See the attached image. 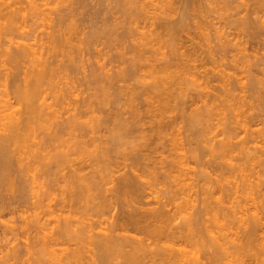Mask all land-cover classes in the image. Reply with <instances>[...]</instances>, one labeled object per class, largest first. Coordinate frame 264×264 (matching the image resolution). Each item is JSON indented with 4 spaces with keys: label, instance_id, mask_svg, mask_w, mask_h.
Instances as JSON below:
<instances>
[{
    "label": "rangeland",
    "instance_id": "1",
    "mask_svg": "<svg viewBox=\"0 0 264 264\" xmlns=\"http://www.w3.org/2000/svg\"><path fill=\"white\" fill-rule=\"evenodd\" d=\"M5 1V0H4ZM8 1V0H7ZM45 1V4L46 2L48 4V6H46L45 4H41V3H44ZM73 1V2H72ZM77 1V2H76ZM234 1V2H233ZM240 1V2H239ZM243 1V0H242ZM241 0H172L173 2V10H169L168 12H166L167 14L165 16H167V18H165L164 15H162L161 11H164L163 9L160 11L161 8H158L157 9V12L156 13V18L157 20H154L156 21L155 25L157 26V24L160 22V23H163L165 22L167 19V24L168 25V28L170 26V28H172L173 30L167 29V27H165L166 29H162L164 27V24H163V27H159V25L156 27H152V26H149V27H146L144 28L142 25L141 28H144L145 31L149 30V33L150 32H153L152 30L155 29H158L157 32L155 33L154 32V35L155 36H161L160 39H163L162 42H164L165 40V44L164 43H160L157 46L158 48V51L156 52L155 56L158 55V57L153 58V63L156 64L154 66H150L152 68H149V66H145L147 64H145V62H143L144 66L142 65V63L140 65H142L143 67L140 68L139 65H136L134 67H136V70L135 68H133L136 72H134V75H135V78H134V75L133 76H129V77H126V79L122 78V80H119V79H114L112 81L109 80L110 76L109 75H115V73H117V71H121L122 68H124L123 65H125V68L128 69V70H125L126 72L128 71H131L132 69V61H130L132 59V52L130 50H132V46L134 45L133 43L135 42V37H138L140 35V33L138 34V30L136 28V24H135V19H132L134 21V23L132 24L131 23V18L132 17L129 13H125L126 11H123V7L125 5L123 0H36V2H40L39 4H41L40 6L41 7H45V13L44 14H41V16L38 18V17H32L31 15L28 14L27 17V21L24 19H22V21L24 23L21 22V20L18 22L19 25H16V27L20 26L19 27V31H18V28L16 30H14L15 32H11L9 31L8 29V33H5L6 30L3 29V25L8 27L7 25H5V20L4 19H0V27H1V31H2V34L0 33V89L3 90L1 91L0 90V94L3 95L4 92L7 91L8 94L4 93L5 97L6 96H9L8 98H10L9 100H12L13 103L12 104H15L17 106H19V108H17V106L14 105V107H16L15 109H17L18 111V116H21L23 113L24 115H27L28 113H25V108L27 110V104L28 102L26 101V99L24 100V98L21 100H18V98L21 96L18 95H15V92L16 91V88L14 87L18 82L17 80L20 81V83H18L16 86L20 88H22L21 86L24 84V80H26V78L21 81L24 77L26 71L24 70H29L30 68H33L32 66H29V65H34L32 64L31 62H29L28 60L29 59H24V61L22 62L23 58H26L25 57H20V58H16V60H20V62H17L16 63V60L13 61V58L11 57H14V56H11L13 53H15L18 48H15V47H18L19 44H25L26 43H31L30 45L34 46L35 49L32 50L33 51H40V53L42 52V50L46 51V52H43L44 53V57L47 58L48 57V61H52L54 62V65H58L57 67L59 68L60 71H58L54 77H52L51 79H55L57 76V80L55 79V81H51V87H48L50 85H46L45 83L46 82H43L42 84H45V87L47 86V89L44 93V89H41L40 87L38 89H35L36 93L38 94L39 93V96L40 97H44V100L42 101H45L47 103V106L50 108H52L51 110L54 111L53 113L57 112L56 115L57 117H54L52 113H49L47 112L50 117L52 116V118L49 119V116H48V120H45L44 119V122H42V120H40L39 122H36V120L34 119V123L36 124H32V122L28 123L29 124H32V127L33 125H35V127L32 128V130H34V133L30 134V136H34V139L33 138H30L28 141H30L31 145L29 142H27V139H23L25 140L24 142H21L22 144L24 143V145H28L29 147H33V149L29 148L28 153L26 154V152H24V157L22 159V157L20 156V154H22L23 150H22V146L20 147H16V144L14 145L15 147V150L13 148V146H11V143H10V148L11 150L9 151L10 154H9V157H11L10 155L12 154L14 158V156L16 157L13 161L15 162H12V159H11V162L8 163L10 165L9 168L13 169L10 171V173H6V171L8 170H2L0 172H2L1 174L4 175L1 176L3 179L6 178L7 176V179H5L7 182H9L11 180V186L7 187L8 185H10L9 183H6L5 180H1V185L0 189V264H6L7 262L6 259L8 260V263L10 264V262H12V260L14 261V263L12 262V264H32L34 262V264H39L37 261V257L36 255L38 253H36L35 255V252L36 250H34V248L36 249L37 247H33L35 246V243L34 242H37V237H38V234L39 233H42L43 231L44 232H48L49 234L53 235L55 234V237L57 238V243L59 241V243L56 245L57 247H53L54 250L57 251V253L59 252L58 251V248L60 250V255L62 254L64 260H62V263L63 264H76L74 262V260L70 259L71 261L68 263L67 259L69 260V252L72 253V251L74 252V250H78V246L80 244H82L81 242L78 244V240H76L74 237L77 236V235H72L73 233H71L70 235L68 234H65L63 235L61 232V229H60V225L62 226V224L64 225V222H65V218L64 217H67L66 215H69L68 218H70V216H72V218H70L71 220L73 219L74 220V224H71V221L69 219V223L70 225H74L73 226V231H76L77 229L79 230L80 228H83V225H84V221H88V222H92L91 224H94L93 226L96 227V229L94 230V232H98V234L101 232V234L103 235V233L107 232H111L113 233V228L116 227L114 225L117 224L118 227H116L115 229L117 230H114V231H117L118 234L117 236L120 235V237L122 238H125L127 236H129V241L130 239H132V237H134V239L132 240H138L141 239V242L143 244L144 242V246H146V251L145 253L144 252H140L139 254L136 255V258L131 259L129 255V251H127L126 254L128 257H126V255L124 254V256H122V254H115L117 255V257L115 255H113L112 258L111 257V261L113 259V264H177L178 262H175L177 260H175L173 263L172 260L176 259V257L173 258L172 260H170V258L168 260H166L165 255H162V254H158L157 253L160 251H156L158 250L159 248L162 249L161 246L163 245H173L174 246H179V250L182 251V247H184V249L186 248L187 251H191L189 253H193V255L196 257V259L194 258V256H192L193 258L191 259V255L190 256V259L192 260V263L191 261L188 263V264H263L264 263V249L263 251L260 249L261 247H259L258 245L255 246L256 244V241H258V238L263 241L264 239V206H262V203L264 205V195H262L264 192V151H262L261 149H264V73L262 72L261 68L259 67H262L263 66V63H264V23H263V19H264V9L263 10H259V12H257L255 15L256 17V22H255V27L253 28V31L252 33H250V30L247 31V26L244 27V23H243V18L246 16V10H247V5L246 3L247 2H251V1H245L242 2ZM1 2V0H0ZM3 2V0H2ZM1 2V3H2ZM27 2V3H26ZM60 2V3H59ZM63 2V3H62ZM72 2V3H71ZM118 2V3H117ZM124 5H123V3ZM183 2V3H182ZM185 2V3H184ZM187 2V3H186ZM194 2V3H193ZM228 2V3H227ZM230 2V3H229ZM242 2V3H241ZM246 2V3H245ZM26 4V5H22V4ZM175 3V4H174ZM180 3V4H179ZM190 3V4H189ZM200 3V5H199ZM202 3V4H201ZM236 3V4H235ZM245 3V4H243ZM22 4H18L17 6H23L24 10H26V13L29 11H27V9H30V5H29V2L27 0H23V3ZM78 4V5H77ZM82 4V5H81ZM102 6H100V5ZM122 4L123 6L120 7ZM213 4V5H212ZM227 4V5H226ZM235 4V5H234ZM242 6H241V5ZM1 5V4H0ZM118 5V6H117ZM175 5V6H174ZM177 5V6H176ZM190 8H188L187 7ZM238 5V6H237ZM16 6V5H15ZM28 6V7H27ZM76 6V7H75ZM161 6V5H160ZM172 6H171V9H172ZM180 6V7H179ZM183 6V8H182ZM185 6V7H184ZM225 6V8H224ZM234 6V8H233ZM237 6V7H235ZM241 6V7H240ZM43 7V8H44ZM73 7V8H72ZM113 7V8H112ZM117 7V8H116ZM177 7V8H176ZM194 7V8H193ZM203 7V8H202ZM246 9H245V8ZM42 8V10H43ZM65 8V9H64ZM154 8V7H152ZM182 8V10H181ZM187 8V9H186ZM232 8V10L230 9ZM238 8V9H236ZM241 8V9H240ZM244 8V9H243ZM49 9V10H48ZM64 9V10H63ZM150 9H151V6H150ZM170 9V8H169ZM177 9H178V12H177ZM186 9V10H185ZM202 9V10H201ZM228 9V10H227ZM41 12H44L42 11ZM51 10V11H50ZM97 10V11H96ZM103 10V11H102ZM122 10V11H121ZM153 10V9H151ZM156 10V9H155ZM186 11V12H183V11ZM197 10V11H195ZM238 10V11H237ZM69 11V12H68ZM171 11V12H170ZM182 11L184 15H181ZM233 11V12H232ZM68 12V13H67ZM125 13V14H122V13ZM154 12V11H153ZM180 12V13H179ZM193 12V13H192ZM200 12V13H199ZM231 12V13H230ZM239 12V13H238ZM243 12V13H242ZM62 13V14H60ZM66 13V14H65ZM75 13V14H74ZM114 13V14H113ZM165 13V12H164ZM173 16V18L171 17V15ZM174 15H173V14ZM262 13V14H261ZM46 14V16H45ZM74 14V15H72ZM93 14V15H92ZM158 14H159V18L158 17ZM194 14V15H193ZM243 14V15H241ZM247 14H248V11H247ZM258 14V16H257ZM42 15H44L45 17H43ZM50 17H48V16ZM52 15V16H51ZM58 15V16H57ZM62 15H63V19L62 18ZM104 15V16H103ZM128 15L130 17H128ZM160 15H161V19H160ZM181 15V18L180 16ZM200 15V16H199ZM234 15V16H233ZM72 16V17H71ZM126 16V17H125ZM164 16V18H163ZM179 16V17H178ZM260 16L262 18H260ZM42 17V18H41ZM60 17V18H59ZM68 17V18H67ZM116 17V18H115ZM168 17H171L168 19ZM183 17V19H182ZM234 17V18H233ZM236 17V19H235ZM241 17V18H239ZM259 17V18H258ZM30 18V19H29ZM33 18V19H32ZM51 18V19H49ZM57 18H59L57 20ZM73 18V19H72ZM129 19V21L127 19ZM132 18H135V17H132ZM177 18H178V21H181L182 24H180L178 21H177ZM180 18V20H179ZM45 19V20H44ZM50 21H49V20ZM74 20V21H71V20ZM95 19V20H94ZM102 19V20H101ZM163 19V20H162ZM4 20V22L2 21ZM44 20V21H42ZM62 20V21H61ZM64 20V21H63ZM67 20V21H66ZM70 20V21H69ZM174 21L176 20L177 23H179V26L176 25L175 23L171 22V21ZM186 20V21H184ZM237 20V22H236ZM57 21V22H56ZM99 21V22H98ZM108 21V22H107ZM123 21V22H122ZM124 21L126 23H124ZM132 21V22H133ZM175 21V22H176ZM184 21V22H183ZM198 21V22H197ZM4 24H3V23ZM56 22V24H55ZM64 22V23H63ZM72 24H71V23ZM75 22V23H74ZM142 22V21H141ZM171 22V23H170ZM3 25H2V24ZM21 23V24H20ZM51 25H50V24ZM69 23V24H68ZM129 23V24H128ZM144 24V21L142 22ZM173 23V24H172ZM239 23V25H238ZM27 24V25H26ZM34 24V25H33ZM58 26L55 27L54 26ZM75 27H74V25ZM125 24V25H124ZM174 24H175V29H174ZM185 24V25H184ZM191 24V25H190ZM237 24V25H236ZM242 24V25H241ZM69 25L71 27H69ZM138 25V23H137ZM184 25V26H183ZM188 25V26H187ZM54 26V27H53ZM68 26V27H67ZM98 26V27H97ZM109 26V27H108ZM132 26V27H131ZM166 26V25H165ZM172 26V27H171ZM244 28H243V27ZM259 26V27H258ZM15 27V26H14ZM15 27V28H16ZM34 27V28H33ZM50 27V28H48ZM120 27V28H119ZM135 27V28H134ZM179 27V28H178ZM192 27V28H191ZM61 28V29H60ZM74 28V30H73ZM106 28V29H105ZM131 28V29H130ZM134 28V29H133ZM140 28V29H141ZM161 28V29H160ZM185 28V29H184ZM188 28V29H187ZM241 28V29H240ZM263 28V29H262ZM48 29V31H47ZM59 31V32H56L55 30ZM68 29V30H66ZM79 29V30H78ZM147 29V30H146ZM199 29V30H198ZM204 31H203V30ZM240 29V30H239ZM258 29V30H257ZM11 30V29H10ZM29 30V31H28ZM33 30V31H32ZM54 30V31H53ZM128 30H130L128 32ZM133 30V31H132ZM151 30V31H150ZM166 30V32H165ZM188 30V31H186ZM219 30H220V33H219ZM231 30V31H230ZM233 30V31H232ZM243 30V31H242ZM263 30V32H262ZM0 31V32H1ZM27 31V33H26ZM47 31V32H46ZM68 31V32H67ZM71 31V32H70ZM74 31V32H73ZM115 31V32H114ZM120 31V32H118ZM126 31V32H125ZM142 31V29L140 30ZM174 31V32H173ZM183 31V32H182ZM207 31V32H206ZM230 31V32H229ZM30 32V33H29ZM52 34H50V33ZM54 32V33H53ZM61 32H62V35H61ZM115 35H113L114 33ZM125 32V33H124ZM181 32V33H180ZM205 32V33H203ZM218 32V34H217ZM229 32V34H228ZM234 35H232V33ZM259 32V33H258ZM23 33H26V34H23ZM29 33V34H28ZM74 33V34H72ZM94 33V34H93ZM125 35H123V34ZM127 33V34H126ZM135 33V34H134ZM148 33V31H147ZM159 33V34H158ZM166 33V34H165ZM241 33V34H240ZM48 34V35H46ZM55 34V35H54ZM57 34V36H56ZM69 34V35H68ZM132 37H131V35ZM173 34V35H172ZM181 34V35H180ZM225 34V36H224ZM5 35V36H4ZM32 35V36H30ZM37 35V37L39 38H36L35 36ZM50 35H54L56 36V39L58 40V46L57 48H60L62 49V51H58V53H53L50 52L48 53L50 50V48H46V46H49L47 45L50 41L48 40L50 37ZM87 35V36H86ZM99 35V36H98ZM111 35V36H110ZM167 35V36H166ZM224 36V37H221V36ZM242 35V36H241ZM2 36V37H1ZM32 39H30V37ZM43 36V38H42ZM61 36V38H59ZM68 36V37H67ZM77 36V37H76ZM80 36V37H79ZM93 36V37H92ZM120 36V37H119ZM169 36V37H168ZM172 36V37H171ZM175 36V37H174ZM206 36V37H205ZM237 36V37H236ZM248 36V37H247ZM67 37V38H66ZM80 39H79V38ZM101 37V38H99ZM116 37V38H115ZM170 41H169V39ZM174 37V38H173ZM189 37V38H188ZM227 37V38H226ZM229 37V38H228ZM28 38V40H27ZM36 38V40L34 41V39ZM48 38V39H47ZM208 38V39H207ZM227 40H226V39ZM38 39V41H37ZM43 39V40H42ZM46 39V40H45ZM84 39V40H83ZM113 39V40H112ZM123 39V41H122ZM126 39V40H125ZM172 39V40H171ZM229 39V40H228ZM231 39V40H230ZM246 39V40H245ZM6 40V42H5ZM31 40V41H30ZM70 40V41H69ZM80 40V41H79ZM125 40V41H124ZM128 40V41H127ZM221 40V41H220ZM225 40V41H224ZM236 40V41H235ZM240 40V41H239ZM37 41V42H36ZM46 41V43H45ZM83 41H86L83 43ZM90 41V42H89ZM105 41V42H104ZM127 41V43H126ZM134 41V42H133ZM172 41H174L172 43ZM227 41H230V42H227ZM233 41V42H232ZM20 42V43H19ZM74 42V43H73ZM80 42H82L80 44ZM116 42V43H115ZM119 42V43H118ZM130 42V43H129ZM161 42V40H160ZM222 42V43H221ZM224 42V43H223ZM246 42V43H245ZM40 43V44H39ZM60 43V44H59ZM65 43V44H64ZM67 43V44H66ZM73 43V44H72ZM107 43V44H106ZM115 43V45H114ZM125 43V44H123ZM229 43V44H228ZM233 45H232V44ZM237 43V44H236ZM18 44V45H17ZM38 44V45H37ZM43 44H44V47H43ZM75 44V45H74ZM89 44V45H88ZM165 46H164V45ZM168 44V45H167ZM176 44V45H175ZM242 44V45H241ZM245 44V45H244ZM17 45V46H16ZM46 45V46H45ZM79 45V47H78ZM114 45V46H113ZM123 45V46H122ZM125 45H126V48H125ZM128 45V46H127ZM170 45V46H169ZM226 45V47L224 46ZM232 45V46H230ZM238 45V46H236ZM240 45V48L242 46V48H244V51L242 50V52H240V50H236L238 49L237 47H239ZM21 45H19L20 47ZM37 46V48H36ZM73 46V47H72ZM78 48H76V47ZM105 46V47H104ZM155 46V47H156ZM161 46L160 50L162 51V47H163V51L161 52V54L159 53V47ZM173 46V47H172ZM177 47V50L176 52L175 51H172L174 50L173 48L174 47ZM211 46V47H210ZM219 46V47H218ZM224 46V47H223ZM234 46V47H233ZM235 46H236V49H235ZM244 46V47H243ZM51 47V46H49ZM62 47V48H61ZM71 47V49H70ZM172 47V48H171ZM228 47V48H227ZM230 47V48H229ZM233 47V49H232ZM45 48V49H43ZM64 48V49H63ZM75 48V49H74ZM80 48V50H79ZM105 48V49H104ZM117 48L119 50H117ZM122 50H121V49ZM126 50H124V49ZM179 48V49H178ZM220 48V49H219ZM221 48H225L227 51H225V49H221ZM9 49V50H7ZM71 50V51H68V50ZM212 49V50H211ZM38 50V51H37ZM59 50V49H57ZM56 50V51H57ZM79 50V51H78ZM101 50V51H100ZM194 50V51H193ZM233 50V51H232ZM9 51V52H7ZM12 51V52H11ZM64 51V52H63ZM74 51V52H73ZM81 51V52H80ZM83 51V52H82ZM106 51V52H105ZM119 51V52H118ZM123 53H122V52ZM172 51V52H171ZM183 51V52H182ZM196 51V52H195ZM217 51V52H216ZM222 51V52H220ZM224 51V53H223ZM235 51V52H234ZM70 54V55H68ZM71 52V53H70ZM73 52V54H72ZM76 52V53H75ZM77 52L78 53V56H77ZM188 54H187V53ZM191 52V53H189ZM226 52V53H225ZM31 52H29V55H30ZM39 53V54H40ZM49 55H47V54ZM75 53V54H74ZM81 53V54H80ZM83 53V54H82ZM109 53V54H108ZM121 55H120V54ZM125 53V54H124ZM209 53V54H208ZM236 53V54H234ZM244 53V54H243ZM52 54V56H51ZM62 54V55H61ZM67 54V55H66ZM79 54L81 55L80 58H79ZM119 54V56H118ZM153 54V55H154ZM160 54V55H159ZM165 54V55H164ZM179 54V55H178ZM181 54V55H180ZM193 54V56H192ZM221 54V55H220ZM8 55L10 57H8ZM46 55V56H45ZM56 55L58 56V58L56 57ZM60 55V56H59ZM64 55V56H63ZM74 55V56H73ZM83 55V56H82ZM98 55V56H97ZM103 55V56H102ZM112 55V56H111ZM130 55V56H129ZM174 55V56H173ZM187 55V57H186ZM190 55V56H189ZM210 55V56H209ZM236 55V56H235ZM242 55V56H241ZM254 57V60H253V57ZM256 55V56H255ZM51 56V57H50ZM67 56V58H66ZM109 56V57H108ZM115 56V57H114ZM123 56V58L121 57ZM128 56V57H127ZM161 56V57H160ZM163 56V57H162ZM172 56V57H171ZM184 56V57H183ZM195 56V57H194ZM225 56V57H224ZM70 57V58H68ZM72 57V58H71ZM90 57V59H88ZM111 57V58H110ZM120 59H119V58ZM125 57V58H124ZM165 57V58H164ZM194 57V58H193ZM221 57V58H220ZM234 57V58H233ZM237 57V59L235 58ZM29 58V57H27ZM31 58V56H30ZM53 58V59H52ZM56 58L58 60H56ZM63 58V59H62ZM65 58V59H64ZM100 58V59H99ZM104 58V59H103ZM106 58V59H105ZM128 58V59H127ZM164 58V59H163ZM181 60H179V59ZM188 58V59H187ZM191 58V59H190ZM224 58V59H223ZM256 58V59H255ZM258 58H261L258 59ZM7 61H6V60ZM15 59V58H14ZM22 59V60H21ZM81 59V60H80ZM104 61H102V60ZM112 59V60H111ZM115 59V61H113ZM119 61H118V60ZM122 59H123V63H120V61L122 62ZM125 59L126 60V63H125ZM130 59V60H129ZM157 59V60H156ZM172 59V60H171ZM187 59V60H186ZM194 59V60H193ZM245 59V60H244ZM247 59L250 61H247ZM31 60V59H30ZM71 60V61H70ZM92 60V61H91ZM97 60L99 62H97ZM111 60V61H109ZM168 60H171V61H168ZM178 60V61H177ZM232 60V61H231ZM236 60V61H235ZM244 60V61H243ZM259 60L260 62L262 61V66H259L258 64H261V63H258L256 66L254 64V61H257ZM12 61V62H11ZM28 61V62H27ZM82 61V62H81ZM86 61V62H85ZM109 61V62H108ZM117 61V62H116ZM128 61V62H127ZM175 61V62H174ZM185 61V62H184ZM14 62V63H13ZM57 62H59L58 64H56ZM75 62V63H74ZM104 62V63H103ZM114 62V63H113ZM158 62V63H157ZM166 62H171L170 64L174 66H172V70L171 67H170V64L167 63V65H169V67L166 65ZM178 62V63H176ZM180 62V63H179ZM189 62V63H188ZM247 62V63H246ZM253 62V63H252ZM8 63V64H7ZM20 63V64H19ZM31 63V64H29ZM68 63V64H67ZM103 64L102 66L100 64ZM106 63V64H105ZM113 63V65H112ZM118 65H117V64ZM120 63V64H119ZM148 63V62H147ZM163 63V65H162ZM239 63V64H238ZM252 63V65H251ZM28 64V65H27ZM110 64V65H109ZM122 64V65H121ZM128 64V65H127ZM149 64V63H148ZM180 64V65H179ZM26 65V66H25ZM91 65V66H90ZM152 65V64H150ZM165 65V66H164ZM178 65V66H177ZM184 65V66H183ZM187 65V66H186ZM190 65V68L189 69V66ZM249 65V66H248ZM55 66V67H56ZM107 66L106 68L109 69L107 70V72H105L104 70H106V68L104 69V67ZM115 66V67H114ZM121 66V68L119 67ZM140 68L141 70L139 71V69L137 68ZM160 66V67H159ZM162 66V67H161ZM168 68H167V67ZM245 66V67H243ZM247 66V67H246ZM26 67V68H25ZM61 67V68H60ZM102 70H99L100 68ZM117 67V68H116ZM119 67V69H118ZM146 67V68H145ZM154 67H158L160 69V71L157 72V70H155ZM164 67V69H163ZM187 67V68H186ZM264 67V66H263ZM57 68V70H58ZM130 68V69H129ZM154 70L159 74L161 73V75L164 77L166 76V78L168 79H162L161 75L159 74V78L158 77V74L156 72H151L149 73L150 71H154ZM20 70V71H17ZM56 69V68H55ZM67 69V70H66ZM112 69V71H111ZM121 69V70H120ZM132 69V70H133ZM144 71H143V70ZM147 69H149L148 71L149 72H145L147 71ZM163 69V70H162ZM224 70L221 71V70ZM260 69V70H259ZM116 70V71H115ZM166 71L168 73V75H170L174 80H170V76L168 77L167 74H163L164 72L162 71ZM170 70V72H169ZM30 71V70H29ZM143 71V75L141 74V72ZM188 71V72H187ZM190 71L196 73H192V76L191 74L189 75L188 73H190ZM214 71V72H212ZM219 71V72H217ZM226 71V72H225ZM8 75H7V73ZM18 74H17V73ZM64 72V73H63ZM110 72V73H108ZM113 72V73H111ZM115 72V73H114ZM140 72V73H139ZM172 72V73H171ZM209 72V73H208ZM223 72V73H222ZM93 73V74H92ZM99 73V74H98ZM102 73V74H100ZM146 73V75H145ZM157 74L154 75V74ZM236 76V77H239V79L243 82V84H241L240 80L238 81V79H236V77L234 78L233 80V75ZM236 73V74H235ZM259 73V74H258ZM19 74L21 75V79L19 77ZM59 74H62V76ZM150 74V75H149ZM213 74V76H212ZM219 76H218V75ZM221 74H225L224 77L221 76ZM228 74L232 75L231 77L229 76V79L227 78ZM258 74V76L256 75ZM14 75V76H13ZM94 75V76H93ZM97 75V77H96ZM100 75V76H99ZM139 75V76H137ZM144 75L147 77H144ZM148 75V76H147ZM153 75V76H151ZM196 75V76H195ZM238 75V76H237ZM15 76L17 77L18 76V79L14 80L15 79ZM56 76V77H55ZM99 76V77H98ZM109 76V77H107ZM141 76H142V79L141 80ZM157 78H156V77ZM186 76V77H185ZM188 76H191L188 77ZM210 76V77H209ZM221 76V77H220ZM262 78H261V77ZM3 77V78H2ZM61 77V79L59 78ZM137 77H140V80L139 78ZM219 77V78H218ZM254 77V78H253ZM95 78V79H94ZM129 78V79H128ZM177 78L179 79V81L177 80ZM184 78V79H183ZM193 78V79H192ZM199 79L196 80L195 79ZM218 78V79H217ZM226 78V79H225ZM232 78V79H231ZM258 78V79H257ZM6 79V80H5ZM63 79V80H62ZM98 79V80H97ZM102 79V80H101ZM108 79V80H107ZM138 79V81H137ZM145 79V81H144ZM159 79V82L157 81ZM211 79V80H210ZM61 80V81H60ZM97 80V81H96ZM106 80V81H105ZM119 80V81H118ZM129 80V81H128ZM150 82H148V81ZM167 80V81H166ZM186 80V81H185ZM236 80H237V83H236ZM246 84H244L245 82ZM7 81V82H6ZM60 82L59 84L57 82ZM116 81V82H115ZM141 81V82H140ZM165 81L167 83H165ZM170 83H169V82ZM172 81V82H171ZM174 81V82H173ZM178 83H176V82ZM184 83L182 84L181 83ZM199 81V83H198ZM204 81V82H203ZM227 81V82H226ZM250 81V82H249ZM260 81H261V84H260ZM16 82V83H15ZM48 79H47V83H48ZM55 82V84H54ZM114 82V84H113ZM121 82V83H120ZM126 82V84H125ZM127 82H129L127 84ZM131 82V83H130ZM144 82V83H143ZM154 84H153V83ZM165 84H164V83ZM195 82V83H194ZM201 82V83H200ZM207 82V83H206ZM226 82V86L224 83ZM249 82V83H248ZM14 83V84H13ZM67 83V84H66ZM123 83V84H122ZM148 83H151V84H148ZM160 83V86L159 84ZM162 83V85H161ZM174 85H173V84ZM176 83V84H175ZM205 83V84H203ZM236 83V85H234ZM254 83V84H253ZM5 84V85H4ZM32 85L31 83H25V85ZM50 84V83H49ZM106 84V85H105ZM158 84V85H156ZM167 84V85H166ZM199 84V85H198ZM204 87H203V85ZM208 84V85H207ZM232 86H231V85ZM247 84H248V87H247ZM98 85V86H97ZM101 85V86H100ZM103 85V86H102ZM110 85V86H109ZM119 85V87H118ZM124 85V87L122 86ZM133 85V86H132ZM144 85V86H142ZM147 85V86H146ZM151 87H150V86ZM165 85V87L163 86ZM200 85H202L200 87ZM205 85H206V88H205ZM228 85H230L228 87ZM242 85V86H241ZM253 85V86H252ZM256 85V87L254 86ZM259 85V86H258ZM261 85V86H260ZM42 86V85H41ZM100 86V87H99ZM104 86H106L104 88ZM128 88H127V87ZM137 86V87H136ZM153 86V87H152ZM199 86V87H198ZM222 86V87H221ZM246 86V87H245ZM14 87V88H12ZM30 87V86H29ZM62 89H60V88ZM71 87V88H70ZM140 87V88H139ZM164 87V89H162ZM167 87V88H166ZM223 87H227L228 89L226 90L225 88ZM241 87V88H240ZM60 89L58 92L59 94H56L55 96V100L57 99L58 102V105L56 102H54L55 100L52 98V94H49V93H52L51 90H53V92L55 91L54 89ZM104 88V89H103ZM139 88V89H138ZM160 88V89H159ZM202 88V89H201ZM205 88V89H204ZM223 88V89H222ZM234 90H233V89ZM258 88V90H256ZM15 89V90H14ZM99 89V90H98ZM112 89V90H111ZM128 89V90H127ZM131 89V90H130ZM137 89V90H135ZM142 89V90H141ZM148 89V90H147ZM166 89H169L166 90ZM210 91H209V90ZM219 89L221 91H219ZM225 89V90H224ZM236 89V90H235ZM246 89V90H245ZM249 89V90H248ZM250 89L252 91H250ZM261 89V90H259ZM14 90V91H13ZM31 90V89H30ZM43 90V92H42ZM105 90V91H104ZM116 90V91H115ZM130 90V91H129ZM150 91L151 95H149L147 92ZM161 90V91H160ZM168 91L167 94L165 92V94H161L163 91ZM172 90V91H171ZM184 90V91H183ZM208 90V91H207ZM223 90V91H222ZM228 90H231V94L232 95H236V100L238 99V103H236L237 105L241 102V105L237 107V105L234 107L233 106V110L232 109H229V105L231 104L230 101H232L233 103L234 102H237L235 101V97H233V99L229 97H227L228 95H230V92L228 93V95L226 94V92H228ZM238 90V91H237ZM61 91V93H60ZM99 91V93H98ZM104 91V92H102ZM119 91V92H117ZM134 91V92H132ZM139 91V92H138ZM156 91V92H155ZM171 91V92H170ZM200 91V92H199ZM204 91V92H203ZM226 91V92H225ZM234 91V92H233ZM238 93H237V92ZM243 91V92H242ZM260 91H261V94H260ZM34 92V91H33ZM32 90L29 92V93H32ZM57 92V93H58ZM64 92V93H63ZM126 92V93H125ZM134 93H136L135 97L134 95H132ZM146 92V93H145ZM170 92V93H169ZM173 92V93H172ZM191 92V94H190ZM211 92V93H209ZM221 92V93H220ZM223 92V93H222ZM225 92V93H224ZM242 92V93H241ZM245 92V93H244ZM121 93V94H120ZM125 93V94H124ZM128 93V94H127ZM145 93V94H144ZM153 93V94H152ZM184 93V94H183ZM202 93V94H201ZM209 93V94H208ZM219 93V94H218ZM234 93V94H233ZM245 94V96L241 95V94ZM37 94H33L35 96H37ZM55 94V93H54ZM61 94V95H60ZM106 94V95H105ZM120 94V95H119ZM131 94V95H130ZM159 94V95H157ZM174 95L173 97H168L169 95ZM193 94V95H192ZM201 94V95H200ZM206 94V95H205ZM225 96H224V95ZM237 94H240V95H237ZM254 94V95H253ZM57 95H60L62 98H60L59 96V99L56 98ZM65 95V96H63ZM144 95V96H142ZM145 95H146V98H145ZM149 95V97L147 98V96ZM152 95L154 97H152ZM163 97H161V96ZM203 95V96H202ZM208 95H210L208 97ZM217 95V97H216ZM17 97L16 100L14 97ZM34 96V99L36 100V97ZM47 96V98H46ZM95 96V97H93ZM106 98L105 100L103 99V97ZM107 96V97H106ZM118 96V97H117ZM150 96L152 98H150ZM156 96H160L162 98V100L164 101V98H165V101H166V104H168L167 106H160L161 105H165V101L164 103L161 100V98L159 97H156ZM166 96V97H164ZM213 96V97H212ZM222 96V97H221ZM224 96V97H223ZM244 98H243V97ZM38 97V96H37ZM54 97V96H53ZM65 97V98H64ZM94 99H93V98ZM98 97L100 99H103V100H97ZM143 97V98H142ZM200 97H201V100H200ZM221 97V98H220ZM225 97L229 98V100H227ZM7 98V97H6ZM21 98V97H20ZM92 98V99H91ZM131 98H133V103H134V99H135V104L138 105V107H140V110L142 111V117L143 118V121L145 119L143 123V125H141L139 127V129L137 127H135V125H133L135 122L132 118H134V113H132L131 109L129 106H127L128 104L130 105V100H132ZM142 98V100H141ZM145 98V99H144ZM155 98V99H154ZM174 98V99H173ZM207 98V99H206ZM210 100H209V99ZM216 98V100H214ZM223 98V99H222ZM225 98V99H224ZM5 99V98H4ZM32 99V98H31ZM29 99L28 101L31 102ZM62 101H61V100ZM65 99V100H64ZM85 99V100H84ZM140 99V100H139ZM149 99V101L147 100ZM159 99V100H158ZM194 99V100H193ZM219 99V100H218ZM247 100V101H244V100ZM54 100V101H53ZM120 100V101H119ZM125 100V101H124ZM128 100V101H127ZM137 100V102H136ZM143 100L144 102L148 103V104H145L143 103ZM147 100V101H146ZM152 100V102H151ZM156 100V101H155ZM169 100V102L167 103V101ZM186 100V101H185ZM192 100V101H191ZM209 100V102H208ZM214 100V101H212ZM221 100V101H220ZM224 100V101H223ZM234 100V101H233ZM240 100V101H239ZM249 100V101H248ZM26 101V102H24ZM41 101V98L39 100V97H38V101L37 103L39 104V102ZM55 103L53 104L52 103ZM61 101V104L62 106L60 105L59 106V103ZM83 101V102H82ZM102 101V102H100ZM119 101V103H118ZM138 101H141V102H138ZM154 101V102H153ZM158 101V102H157ZM207 101V103H206ZM219 101V102H218ZM227 101L228 102V106H227ZM244 101V103H243ZM24 102V103H23ZM33 104H34V100H32ZM31 102V103H32ZM36 102V101H35ZM44 102V104H45ZM162 102V103H161ZM214 102L217 103V108L215 107H212L214 104L212 103ZM222 102V103H220ZM226 102V103H224ZM248 102V104L246 103ZM252 104H250V103ZM23 103V104H22ZM30 103V104H31ZM41 103V102H40ZM70 103V104H69ZM86 103V104H85ZM89 103V104H88ZM91 103V105H90ZM95 103V104H94ZM132 103V102H131ZM138 103V104H137ZM143 103V104H142ZM153 103V104H152ZM157 103V104H156ZM160 103V104H159ZM176 103V104H175ZM205 103L209 106L208 107H211L209 110L205 107H207V105H205ZM213 105H212V104ZM219 103L221 106H219ZM232 103V104H233ZM28 104V105H30ZM32 104V105H33ZM42 104L40 105L39 104V107H38V110L42 109L44 110L45 105ZM95 106H94V105ZM100 104V105H99ZM159 104V105H158ZM170 104V106H169ZM173 104V105H172ZM235 104V103H234ZM88 105V106H87ZM135 105V106H136ZM142 105V106H141ZM147 105V106H146ZM151 105V106H150ZM157 105V106H156ZM212 105V106H210ZM250 108H248L247 107ZM250 105H253V106H250ZM13 106V105H12ZM37 106V105H36ZM53 106V107H52ZM58 106V107H57ZM87 106V107H86ZM121 106V107H120ZM145 106V107H144ZM174 106V107H173ZM179 106V107H178ZM216 106V104L214 105ZM224 106V107H223ZM232 106V105H230ZM62 107V108H61ZM69 107V108H67ZM127 107V108H126ZM149 107V108H148ZM153 107V109L151 110L150 113H155V117H153L152 114L148 113L149 115H147V112L150 111V109ZM178 107V108H177ZM204 107V108H203ZM219 107H220V111H219ZM226 107V108H225ZM244 107V109H243ZM2 108V107H1ZM0 108V111L3 109ZM12 108V107H11ZM23 108V109H22ZM56 108V109H55ZM60 108V109H59ZM65 108V109H64ZM90 108V109H89ZM95 108V109H94ZM129 108V109H128ZM146 108V109H144ZM156 108V109H154ZM160 108V109H158ZM171 108V110H170ZM172 108H174L172 110ZM175 108H177L175 110ZM199 108V109H197ZM223 110H222V109ZM225 108V109H224ZM227 108L229 109V112L227 110ZM239 108V109H238ZM14 109V108H12ZM21 109V110H20ZM48 109V108H47ZM61 110V111H55V110ZM70 109V110H69ZM78 109V110H77ZM86 109V110H85ZM93 109V110H92ZM149 109V110H147ZM163 109V110H161ZM168 109V110H166ZM234 109H236V113L233 112L232 114V111H234ZM20 110V111H19ZM42 110V113L43 115L45 114L46 110H44L45 112H43ZM51 110H47V111H50ZM75 110V111H74ZM77 110V111H76ZM82 110V111H81ZM88 110V111H87ZM95 110V111H94ZM102 110V111H101ZM130 110V111H129ZM202 110V111H201ZM208 110V112L206 111ZM212 110V111H211ZM216 110V111H214ZM226 110V111H225ZM231 110V111H230ZM241 111H244V112H240ZM37 111V109H36ZM98 111V112H97ZM111 111V112H110ZM123 111V112H122ZM146 113H145V112ZM158 111V112H157ZM162 111V112H161ZM199 111L203 112L204 111L207 113L206 115H202L201 113H198ZM219 111V112H218ZM222 111V112H221ZM16 112V111H15ZM39 112V113H38ZM37 113L40 114L41 112L38 111ZM72 112H74L72 114ZM86 112V113H85ZM88 112V114H87ZM90 112L92 114H90ZM97 112V113H96ZM128 112H131V113H128ZM145 114H144V113ZM215 112H218V113H215ZM3 113V118L5 117L4 116V112H1ZM0 113V114H1ZM20 113V115H19ZM47 113L44 117L47 116ZM77 113V114H75ZM94 113V114H93ZM125 113V114H124ZM160 113V114H159ZM165 113V114H164ZM167 113H168V116H167ZM171 113V114H170ZM196 114L198 113V116L199 118L196 117V121H195V117L193 116V114ZM208 113L209 116H208ZM213 113V114H212ZM214 113L215 114H218L216 116H219V117H222V120L221 118H216L213 117L214 116ZM222 113V115H221ZM228 113V114H227ZM246 113V114H245ZM247 113L249 115H247ZM263 113V114H262ZM16 114V115H17ZM104 114V115H103ZM112 114V115H111ZM159 114V115H158ZM165 116L163 118V116ZM192 114V115H191ZM202 116H205V117H202L200 118V115ZM226 114V115H224ZM234 115L233 118L232 115ZM239 114V116H238ZM245 114V115H243ZM22 115V116H24ZM35 116L34 114H31L30 116ZM42 115V116H43ZM70 115V117H69ZM76 115V116H75ZM90 117V120H89V117ZM94 115V116H93ZM118 115V116H117ZM121 115V117H120ZM171 115V116H170ZM30 116H27L28 118H30ZM40 115H38L39 117ZM41 116V117H42ZM75 116V117H74ZM123 116V117H122ZM132 118H131V117ZM153 118H151V117ZM161 116H162V119H161ZM193 116V117H192ZM207 116V118H206ZM225 116V117H224ZM231 116V118H230ZM237 116V117H236ZM245 116V118H244ZM36 117H37V114H36ZM39 117V118H41ZM69 117V118H68ZM78 118L80 117L82 119L81 122H83L84 120V123L86 124L87 122L86 121H93L94 124L92 123H89L90 124L89 126H93V128L95 129H91V127L88 126V124L84 125V130L82 131L83 129V126L80 127L79 125V130H77L78 126H76V128L74 127V124L73 127H71L70 123H72L71 121L74 119L73 118ZM93 117V118H92ZM125 117V119H124ZM159 117V118H158ZM171 117V118H169ZM229 117V118H227ZM243 119V120H241ZM254 117V118H252ZM258 117V118H257ZM261 117V118H260ZM1 118V117H0ZM22 118V117H21ZM20 118V119H21ZM25 118V117H24ZM35 118V117H33ZM43 118V117H42ZM55 118V119H54ZM57 118V119H56ZM80 118H78L80 120ZM84 118V119H83ZM88 120H87V119ZM92 118V119H91ZM100 119L99 121L96 119ZM159 119V120H156V119ZM169 118V119H168ZM193 118V119H192ZM226 118V120H225ZM238 119L241 120V123H247V124H251L250 125H245L246 128H248V130L245 132L246 128L244 129L243 127V124H237L236 122H238ZM19 119V120H20ZM56 120L54 121L53 124H51L53 121L52 120ZM117 119V120H116ZM120 119H123L122 121ZM128 119V120H127ZM148 119V120H146ZM156 121H155V120ZM192 119V120H191ZM198 119H200L198 121ZM205 119V120H203ZM220 119V120H219ZM230 121H229V120ZM262 119V120H261ZM8 120V119H7ZM79 120H76V124L78 122H80ZM127 120V122L129 121V125L128 124H125L123 121ZM165 120V121H164ZM173 120V121H172ZM232 120V121H231ZM237 120V121H236ZM254 123H252V121ZM0 121H2L4 123L5 119H0ZM25 121V122H27ZM38 121V120H37ZM49 121H52L51 123ZM59 121V122H58ZM101 121V123H99ZM149 121V122H148ZM159 121V122H158ZM221 121V122H219ZM222 121H224L225 123H223ZM234 121V122H233ZM236 121V122H235ZM1 122V123H2ZM125 125L122 126L123 123ZM158 122V123H157ZM161 122H163L161 124ZM7 123V122H5ZM40 123V124H39ZM45 123V124H44ZM99 123V124H98ZM118 123V124H117ZM122 123V124H121ZM149 123V125H147ZM174 125L170 127L171 124ZM199 123V124H198ZM228 123V124H227ZM42 124V125H41ZM50 124V125H49ZM80 124V123H79ZM101 124V125H100ZM105 124V125H104ZM115 124V125H114ZM117 124V125H116ZM132 124V125H131ZM151 124V125H150ZM157 124H160L159 126H157ZM227 124V125H226ZM233 124V126H232ZM236 124V126L234 125ZM254 124V125H253ZM1 125H2V128H1ZM27 125V126H28ZM58 125V126H57ZM78 125V124H77ZM83 125V123L81 124ZM99 125V126H98ZM107 125V126H106ZM109 125H111L109 127ZM128 125V126H127ZM154 125V126H153ZM164 125V126H163ZM167 125V126H166ZM190 125V126H189ZM195 125V126H194ZM225 125V126H224ZM240 125V126H238ZM5 125L3 124H0V136H2L3 132L5 134H8L6 133L7 131V128H5V130H2ZM9 126V124H7V127ZM11 126V125H10ZM24 125V127H27ZM50 126V127H49ZM55 126V127H54ZM67 126V127H66ZM106 126V127H105ZM128 128H127V127ZM192 126V127H191ZM231 126L233 127V129L231 128ZM235 126V127H234ZM242 126V127H241ZM249 126V127H248ZM30 127V126H29ZM52 127V128H51ZM70 127L73 129L75 128L77 131L75 132V130L71 129L70 130ZM97 127V128H95ZM103 127V128H102ZM226 127V128H225ZM238 127V128H237ZM241 127V128H240ZM10 128V127H9ZM56 130L58 131V128H59V132L61 135L58 134V137L59 138H55L54 140H51V142L53 143L56 142V139L58 140V142L54 145H57L58 144V147L62 148V150H57L58 151H61V153H63L61 156L60 154H56L57 157L55 158L53 154H51L50 152H54V151H57L56 150V147L54 145L51 144H48V148L46 147L48 141L46 142V145H42L44 147H40L39 144H37V142H40V140L47 134L49 135L48 133L54 131L53 130ZM57 128V129H56ZM66 128V129H65ZM110 128V130H109ZM157 128V130H156ZM159 128V129H158ZM165 128L167 130H165ZM232 131V134L235 135H231V131ZM235 128V129H234ZM237 128V129H236ZM250 128V129H249ZM252 128V129H251ZM24 129V128H23ZM98 129V130H97ZM107 129V130H106ZM115 129V130H114ZM124 129V130H122ZM146 129V130H145ZM154 129V130H153ZM203 129H204V132H203ZM68 130V131H67ZM106 130V131H105ZM113 130V131H111ZM117 130V131H116ZM128 130V131H127ZM134 130V131H133ZM142 131V134L140 133V131ZM152 130V131H151ZM255 130V131H254ZM9 131V130H8ZM25 130H23L24 132ZM30 131V130H29ZM67 131V132H66ZM70 131L74 134L71 133L70 135ZM116 131V132H115ZM125 131V132H124ZM148 133H147V132ZM166 133H165V132ZM197 131V132H196ZM227 131V132H225ZM234 131V132H233ZM238 131V132H236ZM241 131V132H240ZM251 131V132H249ZM26 132V131H25ZM46 132V133H45ZM62 132V133H61ZM104 132V133H103ZM144 132V133H143ZM158 132V133H156ZM160 132L162 134H160ZM255 132V133H254ZM262 132V133H261ZM41 133V134H40ZM53 133V132H52ZM56 133V132H54ZM87 133V134H86ZM94 133V134H93ZM198 133V135H197ZM206 133V134H205ZM230 134L231 136H233V142L236 141V143H234L233 145V142L231 143V146H229L230 148L227 147L224 148L222 150L221 147L222 146V143H220V141L222 140V138L224 137H228L227 134ZM238 133V134H237ZM254 133V134H253ZM29 133H24V135H27L28 136ZM43 134V135H42ZM69 134V135H68ZM84 134V135H83ZM104 134V135H103ZM124 134V135H123ZM161 135V136H157V135ZM176 134V135H175ZM205 134V136H204ZM23 134H21L22 136ZM23 135V136H24ZM41 135H42V138H41ZM83 135V137H82ZM91 135V137H89ZM136 135V136H135ZM174 135V136H173ZM201 135V136H200ZM226 135V136H225ZM21 136H19L21 138ZM26 136V137H27ZM36 136L39 138H36ZM69 136V137H68ZM73 136V137H72ZM87 136V137H86ZM97 136V137H96ZM105 136V137H104ZM116 136V137H114ZM129 136V137H128ZM145 136V137H144ZM149 136V137H147ZM199 136V137H198ZM215 136V137H214ZM246 136V137H245ZM161 139H159V138ZM176 137V138H174ZM237 137V138H235ZM2 138V137H0ZM18 138V137H17ZM18 138V139H20ZM23 138V137H22ZM21 138V139H22ZM68 140H66V139ZM73 140H72V139ZM81 138V139H80ZM105 138V139H104ZM114 138V139H113ZM116 138V139H115ZM120 138V139H118ZM141 138V139H140ZM147 138V139H146ZM200 138V139H199ZM204 138V139H203ZM248 138L249 141H251V139L253 141L249 142L247 141L246 139ZM17 139V140H18ZM37 139V140H36ZM59 139L60 141L62 142V144H60L59 142ZM104 141H103V140ZM112 139L115 141H112ZM147 141H146V140ZM179 139V140H177ZM242 139V140H240ZM10 140V139H9ZM8 140V141H9ZM16 140V141H17ZM50 140V139H49ZM72 140V142H71ZM75 140V141H74ZM78 140V141H77ZM81 140V142L79 141ZM101 140V141H100ZM120 140V141H119ZM173 140V141H172ZM14 142V140H12ZM19 141L21 140H18V143H20ZM36 141V144L34 145ZM68 143H67V142ZM70 141V142H69ZM84 141V143L82 142ZM89 141V142H88ZM98 142L97 144L95 142ZM178 141V142H177ZM204 141V142H203ZM238 141V142H237ZM241 141V142H240ZM28 144H27V143ZM76 142V143H75ZM81 144H80V143ZM222 142V141H221ZM240 142V143H239ZM243 142V143H242ZM7 144H9V142H6ZM33 143V145H32ZM86 143V144H85ZM95 143V144H94ZM102 143V144H101ZM144 145H143V144ZM175 143V144H174ZM177 143V147L175 146ZM6 144V145H7ZM64 144V145H63ZM88 144V145H87ZM91 144V145H90ZM119 144V145H118ZM124 144V145H123ZM244 144V145H243ZM37 145V146H36ZM73 145V146H72ZM82 147V149L79 147ZM82 145V146H81ZM86 145V146H84ZM93 145H96V148H94ZM98 145V146H97ZM101 145V146H100ZM114 145V146H113ZM252 145H257V146H253ZM35 146V147H34ZM69 146V147H67ZM75 146V147H74ZM93 148L91 149V153H90V147ZM213 146V147H212ZM233 146V147H232ZM246 146V148H244ZM251 146V147H250ZM259 146H261V149H258L260 148ZM67 147V148H66ZM74 147V148H73ZM86 149H85V148ZM112 147V148H111ZM17 148V149H16ZM21 148V152H19L18 149ZM35 148V150H34ZM41 148L43 150H46L47 153H49V155H53V157L51 156L49 158L48 154L43 150L42 151V154L44 155L45 153L47 155H44V156H48V159L51 160H44L47 159L46 157L42 156L39 154L41 152ZM59 148V149H60ZM77 148V149H76ZM78 148H80V150H78ZM84 148V149H83ZM89 148V149H88ZM8 149V148H7ZM27 149L24 147V150ZM39 149V151H38ZM64 149V151H63ZM94 149V150H93ZM226 149V152L227 150L229 151L228 153H226L224 150ZM250 149V150H249ZM72 150V152H71ZM96 150V151H95ZM99 153H98V151ZM26 151V150H25ZM34 151V153H33ZM63 151V152H62ZM80 151V152H79ZM85 151V152H84ZM93 151V152H92ZM104 151V153H102ZM107 151V152H106ZM109 151V152H108ZM122 151V152H121ZM258 151V152H256ZM18 152H19V156H18ZM45 152V153H44ZM77 152V153H76ZM98 154H96V153ZM112 152V153H111ZM115 152V153H114ZM31 153L34 154V157L29 154ZM38 154L37 157L35 154ZM263 153V154H262ZM8 154V152H7ZM18 158H21L22 159V165L20 163H18V160H17V163L20 165L18 166V164H15L16 163V159H17V156ZM55 154V153H54ZM66 154V155H65ZM68 154V155H67ZM28 155V157H27ZM40 155V156H39ZM55 155V156H56ZM73 155V156H72ZM97 155V156H96ZM39 156V158H38ZM62 157V159L59 161L57 158ZM179 156V157H178ZM36 157V158H35ZM64 157V158H63ZM100 157V158H98ZM176 157V158H175ZM32 158V159H31ZM35 158V159H34ZM38 158V159H37ZM42 158V160H41ZM52 158V159H51ZM134 158V159H133ZM138 158V159H137ZM20 159V160H21ZM37 159V160H36ZM57 159V160H56ZM73 159V160H72ZM143 159H146V162H148V164L146 162H144L145 160ZM177 159H180V164L178 162ZM25 160V161H24ZM34 160V162L32 161ZM41 160V161H39ZM65 160V161H64ZM99 160V161H98ZM24 161V162H23ZM35 161H39V162H35ZM93 161V162H92ZM109 161V162H108ZM141 161V162H140ZM21 162V161H20ZM61 162V163H59ZM101 162V163H100ZM103 162V163H102ZM146 165V166H142L144 165L143 163ZM175 162V163H174ZM178 162V163H177ZM14 165H13V164ZM27 163V164H26ZM33 163V164H32ZM39 163V164H38ZM105 163V164H104ZM107 163V164H106ZM111 163V164H110ZM96 164V165H95ZM104 164V165H103ZM142 164V165H140ZM35 165V167H34ZM64 165V166H63ZM71 165V166H70ZM94 165V166H93ZM112 165V166H111ZM13 166V168L11 167ZM16 166V168L14 167ZM22 166V167H21ZM27 166V167H26ZM33 169H31V167ZM62 166V167H61ZM73 166V167H72ZM101 166V167H100ZM21 167V168H20ZM65 167V168H64ZM72 167V168H71ZM98 167V168H97ZM145 167V168H143ZM62 168V169H60ZM142 168V169H141ZM132 169V170H131ZM147 169V170H146ZM151 169V170H149ZM1 170V169H0ZM62 170V172H61ZM80 170V171H79ZM97 170V171H96ZM103 170V171H102ZM129 170V172L127 173V171ZM149 170V171H148ZM180 170V171H179ZM4 171V172H3ZM13 171V173H12ZM136 171V172H135ZM148 174H147V172ZM9 172V170H8ZM69 172H72V174ZM82 172V175L80 174ZM100 172V173H99ZM113 172V173H112ZM131 172V173H130ZM152 172V174L150 173ZM172 172V174H171ZM61 175H59V174ZM62 173V174H61ZM155 173V174H154ZM6 174V175H5ZM69 174V175H68ZM85 174V176H84ZM97 174V175H96ZM100 174V175H99ZM106 174V175H105ZM108 174V175H107ZM130 175L132 174L131 177H134L136 178L138 176V174L140 175V177H137L136 179V182L138 183H141L142 186H138V190H133V192H130L131 190H126L125 193H122V189H121V179L125 176V175ZM137 174V175H136ZM154 174V176H153ZM11 175V176H10ZM57 175V176H55ZM74 175V176H73ZM78 175V176H77ZM81 175V176H80ZM124 175V176H123ZM150 175H151V178H150ZM55 176V177H54ZM70 176V177H69ZM77 178H76V177ZM98 176V177H97ZM103 178H102V177ZM123 176V177H122ZM153 176V178H152ZM170 176V178H169ZM177 177V178H174V177ZM34 177H37L34 178ZM60 179H58V178ZM75 177V178H74ZM110 177V178H109ZM112 177V178H111ZM122 177V178H121ZM157 177V178H156ZM179 177V178H178ZM10 178V179H9ZM104 178L107 180L105 182ZM142 178V179H140ZM9 179V180H8ZM13 179V181H12ZM15 179V180H14ZM36 179V180H35ZM56 179V180H55ZM58 179V182H57V186H56V181ZM62 179V180H61ZM78 179V180H77ZM87 179V180H85ZM90 179V180H89ZM101 179V180H100ZM141 180L140 182L138 181ZM154 179V180H153ZM157 179V180H156ZM170 179V180H169ZM173 179V180H172ZM180 179V181H178ZM71 180L73 182V184L71 185ZM74 180V181H73ZM77 180V181H76ZM93 180V181H92ZM177 180V181H175ZM185 180V182H188L187 184H183L184 186V189L182 188V181ZM252 180L255 182L253 183ZM87 181V182H86ZM95 185H93L92 183ZM104 181V182H103ZM250 181V182H249ZM260 182V186L258 184H256L258 187H256L255 183L256 182ZM53 182V183H52ZM55 182V183H54ZM68 182V183H67ZM71 182V183H70ZM75 182V183H74ZM99 182V183H98ZM103 182V184H102ZM176 182V184H174ZM179 182H181V184H179ZM192 182V183H191ZM50 183V184H49ZM58 183H60L62 186H60ZM91 183V185H89ZM98 183V184H97ZM171 183V184H170ZM255 185V186H253ZM67 184V185H66ZM77 184V185H75ZM88 186H87V185ZM179 184V185H178ZM247 184H249L248 186L250 187V184H251V188L252 186L255 187V190L254 188L251 189V191H253V196L252 194H249L248 193H245V190L247 192V189H249V187L247 186ZM263 184V185H262ZM14 185V186H12ZM50 185V186H49ZM53 185V186H52ZM56 187H55V186ZM93 185V186H92ZM101 187H100V186ZM176 185V186H175ZM188 186V189L191 188L192 189V185L193 186V189L191 190H185L187 189V186ZM69 186H70V189H69ZM74 186V187H73ZM80 187V190H81V186H84L82 187L84 189V196L87 195L86 193H88V195L90 196H86L84 199H82L84 196H82V198L80 200L77 201V198L76 200L73 198L75 195V192H77L79 189L76 188V187ZM88 189H86L87 187H89ZM97 186V187H96ZM118 186V187H117ZM182 186V187H181ZM51 187H54L53 189H56V190H53L51 189ZM62 187V189H61ZM95 187V188H94ZM176 188V190L174 188ZM179 187V188H178ZM186 187V188H185ZM12 188V189H11ZM75 188V189H74ZM93 188V189H92ZM102 190L101 192L98 191L99 189ZM121 190H120V189ZM178 188V189H177ZM259 188V190L257 191L256 189ZM8 191H6V190ZM69 189V191L67 190ZM73 189V190H72ZM82 189V191H83ZM90 189V190H89ZM180 189V191H178ZM182 189V190H181ZM260 189L262 190V194L260 196ZM4 190V191H3ZM49 190V191H48ZM58 190V191H57ZM77 190V191H76ZM184 190V191H183ZM250 190V189H249ZM248 190V191H249ZM3 191V192H2ZM54 193L52 195V193ZM56 191V192H55ZM74 191V192H73ZM92 191V192H91ZM98 191V192H97ZM178 198L176 197V194ZM177 191V192H176ZM186 191V193H185ZM188 191V192H187ZM189 191H190V194H189ZM250 191V193H251ZM257 191V192H256ZM7 192V193H6ZM45 192H47V194H49V192L51 193V196L48 198V199H44L46 197L42 196V194L44 195ZM59 192V193H58ZM70 192V193H69ZM78 192H81V191H78ZM77 192V193H78ZM90 192V193H89ZM100 192V193H99ZM130 192V194H129ZM135 192V193H134ZM142 192V193H141ZM179 192H182V193H179ZM6 196H4L5 194ZM56 193V194H55ZM83 193V192H81ZM80 193V195H81ZM103 193V195H102ZM130 195L128 196L127 195ZM141 193V194H140ZM41 195V196H38V195ZM61 194V195H60ZM69 194L71 196H69ZM101 194V195H100ZM124 194H126V196H123ZM174 196H173V195ZM46 195V194H45ZM77 195V194H76ZM138 197H137V196ZM191 195V196H190ZM246 195L249 197L246 198ZM2 196V197H1ZM47 196V195H46ZM73 196V197H72ZM95 196V197H94ZM103 196V198H102ZM120 196V197H119ZM134 196V197H132ZM136 196V197H135ZM169 198H168V197ZM5 197V198H3ZM44 197V198H43ZM52 197V198H51ZM69 197V198H68ZM79 197V195H78ZM81 197V196H80ZM98 197V198H97ZM119 197V198H118ZM125 197H127V202H126V199ZM130 197V198H128ZM132 197V199H131ZM174 197V198H172ZM251 197L256 198L254 202ZM259 197V198H258ZM263 197V198H262ZM39 198H41L43 202H48L50 203V205H52L51 207L49 206H46L47 208H43V209H38L37 208V201L38 203L40 202ZM62 198V199H61ZM73 198V200H71ZM95 198V199H94ZM105 199L103 201H105L107 204L105 208L101 209L103 210L101 212V210H99V206L102 207L100 204L102 202V199ZM124 198V199H123ZM171 198V199H170ZM177 198V199H176ZM44 199V200H43ZM50 199L52 200V203L50 202ZM54 199V200H53ZM60 199V200H59ZM70 199V201H69ZM131 199L133 201L130 200V202H128V200ZM142 199V200H141ZM168 199V201H166ZM174 199V200H173ZM177 201H176V200ZM258 199V200H257ZM263 199V200H261ZM58 200L60 203H58ZM98 200V201H97ZM101 200V201H100ZM108 200V202H107ZM173 200V201H172ZM124 201V202H123ZM141 201V202H139ZM157 201V202H156ZM159 201H161V203H159ZM172 201V202H171ZM262 201V202H261ZM46 202V203H47ZM132 202V204H131ZM163 202L164 204H166V202H168L165 206V208L167 207V211H169L170 213H168L170 216V220L171 221H168V222H163L161 223V225H159L160 227L164 224L166 225L165 228H166V233L168 234L166 236V239L163 238V240H159V241H162V243H160L159 241H156L157 239V236H154V234L152 233V230L154 229L153 227L156 226L158 227L156 221L154 220V218L151 216L152 214L151 213H148L150 212L149 210H154V208H156L155 206H160L162 207L163 206ZM205 202V203H204ZM258 202V203H257ZM261 202V204L259 203ZM47 203V204H48ZM58 203V204H57ZM77 203V204H76ZM124 206H123V204ZM126 203H129L128 205ZM136 203V204H135ZM204 203V204H203ZM209 203V204H208ZM256 203L257 205V208L260 212V214L262 213L263 216L262 217V227L261 229L259 228V232L257 231L256 234H254L255 237H258V238H253V242H255L254 244H250L249 246H252L254 245V248H255V251L256 249L259 250V255L261 254L262 256V253H263V260L261 259V257L259 258H256V256H252L254 255L253 253L250 254V251L246 252L247 256H245L243 254V251H240L241 249H239V251L237 250V243L240 242V244L244 243L243 239H245V241L247 240L245 238V236L247 237L246 235V231L245 230L248 226L250 227V224L247 225L246 228H244L243 226L246 225V223H249V220L250 222L252 221V218L253 216L252 213L255 214V207L256 205L254 204ZM109 204V205H108ZM161 204V205H159ZM43 205V204H42ZM40 205V207L42 206ZM112 205V207H111ZM132 205V206H131ZM138 205V207H137ZM205 205V206H204ZM36 206V207H35ZM109 206V207H108ZM126 206L127 209H126ZM212 206V207H211ZM214 206V207H213ZM255 206V207H254ZM39 207V208H40ZM205 207H211V210L208 211V209ZM242 207V208H241ZM262 209H261V208ZM42 208V207H41ZM52 208L51 211H53V209H55L53 212V214H49L50 211H48V215H47V210L46 209H49ZM140 208V209H139ZM201 208H203L201 210ZM214 208V210L212 209ZM215 208H218V209H215ZM135 209V210H134ZM145 211H144V210ZM235 209V210H234ZM241 209V210H240ZM254 209V211H253ZM45 210V211H44ZM106 210V211H105ZM108 210V211H107ZM128 210V211H127ZM152 210V211H153ZM208 212H207V211ZM220 210V211H219ZM222 210V211H221ZM240 210V211H239ZM44 211V212H43ZM151 211V212H152ZM217 212L218 216H214L216 214H214ZM46 212V214H45ZM105 212V213H103ZM142 212H145L142 214ZM206 212V213H205ZM259 212L257 211L256 214H259ZM39 213H41L39 215ZM135 213V214H134ZM138 213V214H137ZM221 213V214H220ZM38 214V216H36ZM133 214V215H132ZM141 214V215H140ZM150 214V216L148 215ZM225 214V215H224ZM227 214V215H226ZM242 214V216H241ZM124 215V216H123ZM137 215H140L139 217ZM175 215V217L173 216ZM212 215V218L214 216V218L217 219L218 218H221L223 215L226 217H223L224 219H222L223 221H225V224L226 222L230 221V227L229 226V223L226 225H224V222H223V225L227 227V230L226 231L224 230L223 228V232H228L227 235L226 233L224 234L225 237H221L223 234H220L217 233V229H218V226L219 224H217V228H216V222L215 220H213L212 218L210 219ZM221 217H220V216ZM131 216V217H130ZM145 216V217H144ZM149 216V217H148ZM173 216V217H172ZM200 216V217H199ZM203 216V217H202ZM205 216V217H204ZM228 216V217H227ZM241 216V217H240ZM244 216V218H242ZM40 217V218H39ZM43 217V218H42ZM137 219H135V218ZM240 217V219H238ZM39 220L41 219L42 220V224H46L44 226V228L46 230H43L44 228H41L43 227L42 224L41 226L37 225V227L35 226V221L34 219L36 220ZM138 218H140V220H138ZM149 221H148V219ZM151 218L154 220L152 222ZM201 218V219H200ZM245 218H247V221L246 223L245 222ZM249 218V220H248ZM251 218V219H250ZM124 219V220H122ZM146 219H147V222H146ZM200 219V220H199ZM209 219V220H208ZM216 219V221H217ZM221 219L218 220V222H221ZM230 219V220H229ZM244 221H243V220ZM36 220V221H37ZM83 220V222H81ZM145 220V221H144ZM227 220V221H226ZM240 220H242L243 222H241ZM120 221V223L118 224V222ZM133 225H132V223ZM159 221H163V220H159ZM239 221V222H238ZM4 222V223H3ZM27 222V223H26ZM32 222V223H31ZM41 222V221H40ZM68 222V221H67ZM126 222L127 225H126ZM141 222V223H140ZM146 222V223H144ZM150 222V223H149ZM172 222V223H171ZM215 222V223H213ZM242 224L243 226H240L238 223ZM29 223V224H28ZM34 223V224H33ZM66 223V222H65ZM123 223H125V226L124 227H121L123 225ZM142 224V226L140 224ZM26 224H28L26 226ZM43 224V225H44ZM122 224V225H121ZM130 224V225H129ZM135 224V225H134ZM139 224V225H138ZM151 224V228L148 225ZM156 224V225H154ZM158 224H160V222H158ZM220 224V225H221ZM238 224V225H237ZM13 225V226H12ZM32 225V226H31ZM138 225V227H137ZM146 225V226H144ZM199 225L201 227H199ZM222 225V226H223ZM6 226V227H5ZM24 226V227H23ZM31 226V227H30ZM128 226V227H127ZM135 226V228H134ZM140 226V227H139ZM206 226H209L210 227V230H209V227H206ZM237 226H240L241 228L237 227ZM12 227V228H11ZM16 227V228H15ZM28 227V228H26ZM36 227V229L34 228ZM127 227V228H125ZM137 227V228H136ZM163 227V226H162ZM205 227V228H204ZM221 227V226H219ZM238 229H237V228ZM7 228V229H6ZM10 228V229H9ZM15 228V229H14ZM25 228V229H24ZM40 228L42 230H40ZM48 228V229H47ZM120 230H119V229ZM147 230H146V229ZM164 228V227H163ZM200 228V229H199ZM203 228V229H201ZM212 228V229H211ZM231 228V229H230ZM3 229V230H2ZM28 229V230H27ZM38 229V230H37ZM60 229V230H59ZM82 229V230H83ZM122 229V230H121ZM125 229V230H124ZM145 231H144V230ZM151 230V233H149V231ZM158 229V228H156ZM155 229V230H156ZM207 229V230H206ZM11 230V231H10ZM37 230V231H36ZM77 230V231H78ZM81 230V229H80ZM79 230V231H80ZM81 230V231H82ZM106 230V231H105ZM163 230V229H162ZM165 230V229H164ZM169 230V231H168ZM211 232V234H214L215 235H218L216 237L218 238H214L213 235L211 234H208L209 231ZM219 232L221 230L222 232V229L219 228L218 229ZM244 230V231H242ZM253 230V229H252ZM8 231V232H6ZM41 231V232H40ZM71 231V230H70ZM103 231V233H102ZM105 231V232H104ZM109 231V232H108ZM148 231V232H147ZM168 231V232H167ZM204 233V236L203 234L201 233ZM205 231L208 232L207 234H205ZM251 229H249V232L248 234H252L253 232H250ZM6 232V233H5ZM63 232V231H62ZM72 232V231H71ZM69 233V232H67ZM146 233V234H145ZM166 233L164 234V236L166 235ZM171 233V234H170ZM234 235L237 233L238 235ZM245 233V234H244ZM258 233V234H257ZM33 234V235H32ZM62 234V235H60ZM74 234H77L76 232ZM79 234V233H78ZM87 234V233H86ZM116 234V232L114 233ZM126 234L125 237H123V235ZM129 234V235H127ZM150 236H149V235ZM231 234V235H230ZM249 234V235H250ZM57 235V236H56ZM131 235V236H130ZM172 235H173V239H172ZM206 235L208 237H206ZM223 235V236H224ZM244 237H243V236ZM258 235V236H257ZM146 236V237H145ZM163 236V237H164ZM169 236V237H168ZM190 236H193V237H190ZM229 236H233L232 238L234 239V246L232 245L233 243V240L231 239V241H229L228 237ZM242 236V237H241ZM263 236V238H262ZM87 237V236H86ZM131 237V238H130ZM139 239H137V238ZM194 237H196L195 240ZM202 237V238H201ZM209 237L211 238V240L209 239ZM213 237V238H212ZM241 237V240L240 239H237ZM28 238V239H27ZM34 238V239H33ZM78 238V237H76ZM89 238V237H87ZM121 238V239H122ZM145 238V239H144ZM147 238V239H146ZM168 238V239H167ZM200 238V240H198ZM222 238L220 241L224 243V241L226 242L224 245L222 243L219 244L220 242H218L220 239ZM225 238V240H224ZM79 239V238H78ZM90 239V238H89ZM88 239V240H89ZM93 239V238H91ZM90 239V240H91ZM95 239V237H94ZM143 239V240H142ZM161 239V238H160ZM192 239V240H191ZM208 241H207V240ZM215 239H217L218 241H214ZM250 239V238H249ZM256 239V240H255ZM26 240V241H25ZM33 240H36V241H33ZM80 240V239H79ZM83 240V239H82ZM131 240V241H132ZM135 240V242H136ZM145 240V241H144ZM154 240V241H153ZM167 242V244L165 243V241ZM173 240V241H172ZM203 240H206V241H203ZM224 240V241H223ZM237 240V243L235 244V242ZM81 241V240H80ZM92 241V240H91ZM91 241H90V244H91ZM164 241V242H163ZM172 241V242H171ZM199 241V242H198ZM29 242V243H28ZM62 242V243H61ZM83 242V241H82ZM94 243V241H92ZM133 242V243H135ZM137 242V244H139ZM154 242V243H153ZM159 242V243H158ZM198 242V243H197ZM207 244H206V243ZM228 242V244H227ZM34 243V244H33ZM132 243V242H131ZM131 243H129L131 245ZM262 242L258 241L257 244H260ZM264 243V241H263ZM25 244V245H24ZM29 244V245H27ZM55 244V243H54ZM84 244V243H83ZM87 244H89V242H87ZM86 244V245H87ZM89 246H83V245H80V246H83V248L85 247L86 248H90L87 249L88 250V253L87 251L84 250L82 251V255H84L83 258H81V260H84L82 263L83 264H89L90 261H92L90 258V256H93L94 253L96 256L97 253H98V249L97 247L94 245H90ZM153 244V245H152ZM155 244L158 246L155 247ZM159 244H162L161 246ZM178 244V245H177ZM180 244V245H179ZM85 245V244H84ZM134 245V244H133ZM133 245H131L130 247L126 246L127 249H130L132 248L133 249ZM150 245V246H149ZM171 245V246H172ZM207 245V246H205ZM232 245V246H231ZM236 245V246H235ZM264 245V244H263ZM31 247L33 248H26V247ZM55 246V245H54ZM136 246V244L134 245ZM226 246V247H225ZM230 246L229 250H228V247ZM241 246V245H240ZM25 247V248H24ZM148 247V248H147ZM176 247H173L174 250L176 249ZM221 247H225L224 249ZM258 247V248H256ZM264 247V246H262ZM19 248V249H18ZM24 248V250H23ZM56 248V249H55ZM158 248V249H157ZM170 248V247H169ZM169 248H168V252H169ZM178 248V247H177ZM218 248V249H217ZM241 248V247H240ZM251 248V247H250ZM253 248V247H252ZM251 248V249H252ZM254 248L252 250H254ZM29 251H28V250ZM81 249V248H80ZM79 249V250H80ZM166 249V248H165ZM12 251V254H9L10 252ZM23 250V251H22ZM154 250V251H153ZM164 250V249H163ZM177 250V249H176ZM175 250V252H176ZM199 252H198V251ZM216 250H218L217 252L221 255H218L217 254V259H216V255H214V253L216 252ZM229 252V254L227 253V251ZM235 250H237L238 252H236ZM251 250V252H253ZM13 251H17L16 255L18 254V256L20 255V257H17L19 259H16V257L12 258L11 255H15V253H13ZM32 251V252H31ZM81 251V250H80ZM126 249H124V251L122 252H125ZM130 254L132 252H134L133 250H130ZM137 251V250H136ZM157 252L156 255L154 252ZM166 251V250H164ZM170 251H173V249H171ZM180 251V252H181ZM195 251H197L198 253H196ZM234 251H235V255H234ZM254 251V252H255ZM262 251V253H260ZM20 252V254H19ZM27 252V253H26ZM163 252V251H162ZM185 252V251H184ZM216 252V253H217ZM226 252V253H225ZM232 252V253H230ZM242 253L243 256H241L242 254H239V257L238 259L236 260V254L237 253ZM245 252V251H244ZM257 252V253H258ZM26 255H25V254ZM58 253V254H59ZM70 253V254H71ZM81 253V252H80ZM138 253V252H137ZM144 253V254H143ZM173 253V252H172ZM179 253V251L177 252ZM188 252L186 254H189ZM195 253V254H194ZM215 253V254H216ZM24 254V256H23ZM33 254V255H32ZM92 254V255H90ZM134 254V253H133ZM132 254V256H133ZM136 254V253H135ZM170 254V253H169ZM174 254V253H173ZM183 254V253H182ZM198 254V255H197ZM224 254V255H223ZM226 254V256H225ZM228 254V255H227ZM230 254H233L231 256ZM251 257H249L250 255ZM10 255V257H9ZM28 255V256H27ZM32 255V256H31ZM68 255V256H67ZM139 255L138 259L137 260V256ZM163 256V260L162 259V256ZM166 255L167 252H166ZM172 255V254H171ZM179 254H177L178 256ZM181 255V254H180ZM179 255V256H180ZM257 255V254H256ZM257 255V257L259 256ZM3 256L5 258H3ZM65 256L66 257V260H65ZM159 256V257H158ZM161 256V257H160ZM165 256V257H164ZM176 256V254H175ZM184 256V255H183ZM186 256V255H185ZM184 256V258H185ZM187 255V257H189ZM198 256V258H197ZM200 256V257H199ZM220 256V258L218 257ZM238 256V255H237ZM2 257V258H1ZM31 257V258H30ZM36 257V258H35ZM97 257V256H96ZM135 257V256H134ZM215 257V258H214ZM10 258L12 259L10 261ZM21 258V259H20ZM62 258V257H61ZM95 258V257H93ZM182 258V257H180ZM221 258L223 259V261H221ZM5 259V260H3ZM28 259V260H27ZM36 259V260H35ZM165 259V260H164ZM178 259V257H177ZM187 259V258H186ZM185 259V260H186ZM197 260L194 262V260ZM200 259V260H199ZM218 259H220L221 262H217ZM17 260V261H15ZM27 260V261H26ZM96 260V259H95ZM133 260V262H132ZM184 260V259H183ZM30 261V262H29ZM32 261V263H31ZM78 261V260H77ZM110 261V264H112ZM135 261V262H134ZM139 261V262H138ZM165 261V262H164ZM172 261V262H171ZM189 261V259L187 260ZM186 261V263H187ZM5 262V263H4ZM74 262V263H73ZM94 261H92L93 263ZM184 262V261H182ZM7 263V264H8ZM45 263V262H44ZM80 263V264H82ZM90 263V264H92ZM185 263V262H184ZM185 263V264H186ZM77 264H79V261L77 262ZM98 264V263H97Z\"/></svg>",
    "mask_w": 264,
    "mask_h": 264
},
{
    "label": "bare ground",
    "instance_id": "2",
    "mask_svg": "<svg viewBox=\"0 0 264 264\" xmlns=\"http://www.w3.org/2000/svg\"><path fill=\"white\" fill-rule=\"evenodd\" d=\"M27 1L29 2V5H30L29 7H30V9H27V11H28V10H29V11L26 13V10H24L23 6H22V7H21V6H20V7L17 6L19 3L22 4V3H23V0H8V1H7V0H5V1L3 0V2H2V0H1L2 3L0 2V4H1V5H0V19H4V20H5V25L8 26V27L4 26V25H3V24H4V23H3L4 20H2V21H3V22H2L3 24H2V23H1V24L3 25V29H5V28L7 29V30L5 29V30H6L5 33H8L9 31H10V33H11L12 31L15 32L14 30H16L17 28H18V31H19V27H20V26H19V27H18V26L16 27V25H19L18 22H19L20 20H21L22 23H24L25 21H24L23 18H25L26 16H28V14L31 15L33 18H34V17L36 18V17H38V16L40 17L41 14H44V13L46 12V11H45V10H46L45 7L43 6V7H44V8H43V7L40 6L41 4H42V5L45 4V1H44V3H41V4H39L40 2H36V0H27ZM62 1H63V0H62ZM68 1H70V0H68ZM79 1H80V0H79ZM123 1H125V0H123ZM241 1H242V0H241ZM245 1H246V2H247V1H251V2H247V3L245 2L246 5H247V7H246L247 10H246V16L243 18V23H244V27L247 26V31L250 30V33H252L253 28L255 27V22H256V17H255L256 15H255V14H256L257 12H259V10H263V9H264V0H245ZM72 2H73V1H72ZM72 2H71V3H72ZM76 2H77V1H76ZM233 2H234V1H233ZM236 2H237V0H236ZM239 2H240V1H239ZM242 2H244V0H243ZM242 2H241V3H242ZM26 3H27V2H26ZM59 3H60V2H59ZM62 3H63V2H62ZM117 3H118V2H117ZM122 3H123V2H122ZM124 3H125V5H124ZM124 3H123V5H124V7H123L124 10H123V11H126V12H125L126 14L129 13L132 17H135V18H132V17H130V16L128 15V17L131 18V23H132V24H133L134 21H135L136 28H137V30H138L137 33H138V34L140 33V35H139L138 37H135V39H136V38H137V39L135 40V42L133 41V42H134V43H133L134 45H133L132 48H131L132 50H130V51L132 52V55H133V56H132V59H131V60L129 59L130 61H132V69H133V68L136 69V67H134V66H136V65H139L140 68L143 67V66H144V65H143L144 63H143V62H145V61H147V62L149 63V64H148L147 62H145V64H147V65H145V66H147V67L149 66V68H152V67H150V66H154V65L156 64V62H155V64H154L153 61L155 60L156 57H158V55L155 56L156 52L158 51V48H157L156 45H158V44H160V43H164L166 40H165L164 42H162L163 39H160L161 36H155L156 34L154 35V32L156 33L158 29H156V31H155V29H154V30H152L153 32H150V33H149V30L146 29V30L148 31V33H147V31H145L144 28L149 27V26H152V27L154 26V27H155V26H156V25H155V24H156V23H155L156 21H154V20H157V19H155V18H156V15H157L156 13H158V12H157V9H158V8H161L160 11L163 9L164 11H161V13L163 12L162 15H164V14L166 15V14H167L166 12H168L169 10H173V9H174L173 6H172V5H173V2H172V0H126V2H124ZM182 3H183V2H182ZM184 3H185V2H184ZM186 3H187V2H186ZM193 3H194V2H193ZM227 3H228V2H227ZM229 3H230V2H229ZM245 3H243V4H245ZM46 4H48V3L46 2ZM46 4H45V5H46ZM174 4H175V3H174ZM179 4H180V3H179ZM189 4H190V3H189ZM201 4H202V3H201ZM235 4H236V3H235ZM235 4H234V5H235ZM243 4H242V5H243ZM15 5H16V6H15ZM22 5H26V4L24 3V4H22ZM77 5H78V4H77ZM81 5H82V4H81ZM99 5H100V4H99ZM120 5H121L120 7L123 6L122 4H120ZM160 5H161V6H160ZM199 5H200V3H199ZM212 5H213V4H212ZM226 5H227V4H226ZM240 5H241V4H240ZM242 5H241V6H242ZM46 6H48V5H46ZM100 6H102V5H100ZM117 6H118V5H117ZM150 6H151V9H153V10L150 9ZM171 6H172V9H171ZM174 6H175V5H174ZM176 6H177V5H176ZM237 6H238V5H237ZM237 6H235V7H237ZM241 6H240V7H241ZM27 7H28V6H27ZM75 7H76V6H75ZM152 7H154V8H152ZM179 7H180V6H179ZM184 7H185V6H184ZM187 7H188V5H187ZM42 8H43V10H42ZM72 8H73V7H72ZM112 8H113V7H112ZM116 8H117V7H116ZM169 8H170V9H169ZM176 8H177V7H176ZM182 8H183V6H182ZM182 8H181V10H182ZM188 8H189V7H188ZM193 8H194V7H193ZM202 8H203V7H202ZM224 8H225V6H224ZM233 8H234V6H233ZM244 8H245V7H244ZM244 8H243V9H244ZM246 8H245V9H246ZM44 9H45V10H44ZM64 9H65V8H64ZM64 9H63V10H64ZM155 9H156V10H155ZM186 9H187V8H186ZM186 9H185V10H186ZM189 9H190V8H189ZM225 9H226V8H225ZM230 9L232 10V8H230ZM236 9H238V8H236ZM240 9H241V8H240ZM41 10L44 11V12H41ZM48 10H49V9H48ZM185 10H184L183 12H186ZM201 10H202V9H201ZM227 10H228V9H227ZM50 11H51V10H50ZM96 11H97V10H96ZM102 11H103V10H102ZM121 11H122V10H121ZM153 11H154V12H153ZM173 11H174V10H173ZM195 11H197V10H195ZM237 11H238V10H237ZM247 11H248V14H247ZM68 12H69V11H68ZM68 12H67V13H68ZM164 12H165V13H164ZM170 12H171V11H170ZM177 12H178V9H177ZM180 12H182V11H180ZM180 12H179V13H180ZM183 12L181 13V15H184V16H185V14H183ZM197 12H198V11H197ZM232 12H233V11H232ZM262 12H264V11H262ZM121 13H122V12H121ZM125 13H122V14H125ZM174 13H175V11H174ZM192 13H193V12H192ZM199 13H200V12H199ZM230 13H231V12H230ZM238 13H239V12H238ZM242 13H243V12H242ZM60 14H62V13H60ZM65 14H66V13H65ZM74 14H75V13H74ZM74 14H72V15H74ZM113 14H114V13H113ZM172 14H173V13H172ZM261 14H262V13H261ZM92 15H93V14H92ZM165 15H164V16H165ZM167 15H168V14H167ZM170 15H171V13H170ZM173 15H174V14H173ZM181 15H179L180 18H181ZM193 15H194V14H193ZM241 15H243V14H241ZM42 16L45 17L46 14H45V16H44V15H42ZM47 16H48V15H47ZM51 16H52V15H51ZM57 16H58V15H57ZM103 16H104V15H103ZM164 16H163V18H164ZM168 16H169V15H168ZM179 16H178V17H179ZM199 16H200V15H199ZM233 16H234V15H233ZM257 16H258V14H257ZM39 17H38V18H39ZM48 17H50V16H48ZM71 17H72V16H71ZM125 17H126V16H125ZM171 17L173 18L172 15H171ZM171 17H168V19L171 18ZM33 18H32V19H33ZM35 18H34V19H35ZM41 18H42V17H41ZM59 18H60V17H59ZM59 18H57V20H58ZM67 18H68V17H67ZM115 18H116V17H115ZM157 18H159V14H158V17H157ZM161 18H162V17H161V15H160V19H161ZM165 18H167V16H165ZM180 18H179V20H180ZM233 18H234V17H233ZM239 18H241V17H239ZM258 18H259V17H258ZM260 18H262V17L260 16ZM22 19H23L24 22L22 21ZM29 19H30V18H29ZM36 19H37V18H36ZM49 19H51V18H49ZM49 19H48V20H49ZM61 19H63V15H62V18H61ZM72 19H73V18H72ZM126 19H127V18H126ZM132 19H135V20L133 21ZM182 19H183V17H182ZM235 19H236V17H235ZM25 20L27 21V17H26ZM44 20H45V19H44ZM44 20H42V21H44ZM70 20H71V19H70ZM70 20H69V21H70ZM94 20H95V19H94ZM101 20H102V19H101ZM127 20L129 21V19H127ZM162 20H163V19H162ZM165 20L167 21V19H165ZM263 20H264V19H263ZM49 21H50V20H49ZM61 21H62V20H61ZM63 21H64V20H63ZM66 21H67V20H66ZM71 21H74V20H71ZM132 21H133V22H132ZM141 21H142V22L144 21V24H143ZM166 21L163 22V23H160V22H159V23L157 24V26L160 24L159 27H160L161 25H162L161 27H163V24L165 23V24H164V27H163L162 29H166L165 27H167L168 30H169V29L173 30L172 28H170V26H169V28H168V25H169V24H168ZM175 21H176V20H174V21L172 20L171 22H173V23L176 24L177 21H178V18H177V21H176V22H175ZM184 21H186V20H184ZM184 21H183V22H184ZM0 22H1V21H0ZM56 22H57V21H56ZM56 22H55V24H56ZM98 22H99V21H98ZM107 22H108V21H107ZM122 22H123V21H122ZM129 22H130V21H129ZM171 22H170V23H171ZM178 22L180 23L181 21H178ZM186 22H187V21H186ZM197 22H198V21H197ZM236 22H237V20H236ZM63 23H64V22H63ZM70 23H71V22H70ZM74 23H75V22H74ZM124 23H126V22L124 21ZM137 23H138V25H137ZM173 23H172V24H173ZM179 23H177L176 25L179 26ZM263 23H264V21H263ZM20 24H21V23H20ZM49 24H50V23H49ZM55 24H54V26H55ZM68 24H69V23H68ZM71 24H72V23H71ZM128 24H129V23H128ZM167 24H168V25H167ZM175 24H174V29H175ZM180 24H182V22H181ZM26 25H27V24H26ZM33 25H34V24H33ZM50 25H51V24H50ZM73 25H74V24H73ZM124 25H125V24H124ZM140 25H142V26L144 25V26H143L144 28H141ZM165 25H166V26H165ZM184 25H185V24H184ZM184 25H183V26H184ZM190 25H191V24H190ZM236 25H237V24H236ZM238 25H239V23H238ZM241 25H242V24H241ZM14 26H15L16 28H15ZM54 26H53V27H54ZM71 26H72V25H71ZM71 26L69 25V27H71ZM157 26H156V27H157ZM187 26H188V25H187ZM4 27H5V28H4ZM55 27L58 28V26H55ZM67 27H68V26H67ZM74 27H75V25H74ZM97 27H98V26H97ZM108 27H109V26H108ZM131 27H132V26H131ZM171 27H172V26H171ZM242 27H243V26H242ZM244 27H243V28H244ZM258 27H259V26H258ZM33 28H34V27H33ZM48 28H50V27H48ZM75 28H76V27H75ZM119 28H120V27H119ZM134 28H135V27H134ZM134 28H133V29H134ZM140 28L142 29V31H140V30H141ZM149 28H151V27H149ZM178 28H179V27H178ZM191 28H192V27H191ZM8 29H9V31H8ZM10 29H11V30H10ZM58 29H59V28H58ZM60 29H61V28H60ZM105 29H106V28H105ZM130 29H131V28H130ZM160 29H161V28H160ZM184 29H185V28H184ZM187 29H188V28H187ZM240 29H241V28H240ZM240 29H239V30H240ZM262 29H263V28H262ZM54 30H55V29H54ZM54 30H53V31H54ZM66 30H68V29H66ZM73 30H74V28H73ZM78 30H79V29H78ZM198 30H199V29H198ZM202 30H203V29H202ZM257 30H258V29H257ZM0 31H1V27H0ZM7 31H8V32H7ZM16 31H17V30H16ZM28 31H29V30H28ZM32 31H33V30H32ZM47 31H48V29H47ZM47 31H46V32H47ZM55 31H56V30H55ZM129 31H130V30H128V32H129ZM132 31H133V30H132ZM150 31H151V30H150ZM186 31H188V30H186ZM203 31H204V30H203ZM230 31H231V30H230ZM230 31H229V32H230ZM232 31H233V30H232ZM242 31H243V30H242ZM56 32H59V31L57 30ZM67 32H68V31H67ZM70 32H71V31H70ZM73 32H74V31H73ZM114 32H115V31H114ZM114 32H113V33H114ZM118 32H120V31H118ZM125 32H126V31H125ZM125 32H124V33H125ZM158 32H159V30H158ZM165 32H166V30H165ZM169 32H170V30H169ZM173 32H174V31H173ZM182 32H183V31H182ZM206 32H207V31H206ZM229 32H228V34H229ZM262 32H263V30H262ZM0 33L2 34V31H1ZM26 33H27V31H26ZM26 33H23V34H26ZM29 33H30V32H29ZM29 33H28V34H29ZM49 33H50V32H49ZM53 33H54V32H53ZM180 33H181V32H180ZM188 33H189V31H188ZM203 33H205V32H203ZM219 33H220V30H219ZM231 33H232V32H231ZM258 33H259V32H258ZM50 34H52V33H50ZM72 34H74V33H72ZM93 34H94V33H93ZM122 34H123V33H122ZM126 34H127V33H126ZM134 34H135V33H134ZM158 34H159V33H158ZM165 34H166V33H165ZM217 34H218V32H217ZM234 34H235V33H234ZM234 34L232 33V35H234ZM240 34H241V33H240ZM46 35H48V34H46ZM54 35H55V34H54ZM54 35H53V36L50 35V36H52V37H50L49 39L47 38V39L50 41L49 43L47 42L48 44H47L46 41H45V43H46L47 45L50 44L49 46H51V47H49V46H46V45H45L46 48H47V47L50 48V49L47 48L48 50H50L48 53L52 52V54H53V53H56V52L58 53V51H62V49L57 48L58 46H60V45H58V40H59V39H58V40L56 39L57 34H56V36H54ZM61 35H62V32H61ZM68 35H69V34H68ZM113 35H115V33H114ZM123 35H124V34H123ZM130 35H131V34H130ZM172 35H173V34H172ZM180 35H181V34H180ZM4 36H5V35H4ZM30 36H32V35H30ZM30 36H29V37H30ZM48 36H49V35H48ZM86 36H87V35H86ZM98 36H99V35H98ZM110 36H111V35H110ZM124 36H125V35H124ZM166 36H167V35H166ZM224 36H225V34H224ZM224 36L222 35L221 37H224ZM241 36H242V35H241ZM1 37H2V36H1ZM35 37L38 38L37 35H36ZM67 37H68V36H67ZM67 37H66V38H67ZM76 37H77V36H76ZM79 37H80V36H79ZM79 37H78V38H79ZM92 37H93V36H92ZM119 37H120V36H119ZM131 37H132V35H131ZM168 37H169V36H168ZM168 37H167V38H168ZM171 37H172V36H171ZM174 37H175V36H174ZM174 37H173V38H174ZM205 37H206V36H205ZM236 37H237V36H236ZM247 37H248V36H247ZM36 38L34 39V41L36 40ZM42 38H43V36H42ZM59 38H61V36H60ZM99 38H101V37H99ZM115 38H116V37H115ZM188 38H189V37H188ZM226 38H227V37H226ZM226 38H225V39H226ZM228 38H229V37H228ZM30 39H32V38L30 37ZM38 39H39V38H38ZM38 39H37V41H38ZM79 39H80V38H79ZM168 39H169V38H168ZM207 39H208V38H207ZM27 40H28V38H27ZM42 40H43V39H42ZM45 40H46V39H45ZM83 40H84V39H83ZM112 40H113V39H112ZM125 40H126V39H125ZM125 40H124V41H125ZM160 40H161V42H160ZM171 40H172V39H171ZM226 40H227V39H226ZM228 40H229V39H228ZM230 40H231V39H230ZM245 40H246V39H245ZM30 41H31V40H30ZM37 41H36V42H37ZM69 41H70V40H69ZM79 41H80V40H79ZM122 41H123V39H122ZM127 41H128V40H127ZM127 41H126V43H127ZM169 41H170V39H169ZM220 41H221V40H220ZM224 41H225V40H224ZM235 41H236V40H235ZM239 41H240V40H239ZM5 42H6V40H5ZM84 42H86V41H83V43H84ZM89 42H90V41H89ZM104 42H105V41H104ZM173 42H174V41H172V43H173ZM227 42H230V41H227ZM232 42H233V41H232ZM19 43H20V42H19ZM73 43H74V42H73ZM73 43H72V44H73ZM81 43H82V42H80V44H81ZM115 43H116V42H115ZM115 43H114V45H115ZM118 43H119V42H118ZM129 43H130V42H129ZM174 43H175V42H174ZM221 43H222V42H221ZM223 43H224V42H223ZM245 43H246V42H245ZM30 44H31V43H26V42H25V44H23V43H22V44H19V45H21L20 47H19V45L17 44L18 47H15V48H18V50H17L15 53H13V54L11 55V56H14V57H11V58H13V61H15L16 58L25 57V56L27 55L26 58H23V60L21 59L22 62L24 61V59H26V60L29 59L28 61L31 62L32 64H34V65H29V66H32V67H33V68H30V69H29L30 71H29V70H24V71H26V72L23 73V74H25V75H24L23 79L21 80V81H23V80L26 78V80H24L25 82L23 81L24 84H25V83H31L32 85H28V84H27V85L24 86V84H23V85L21 86L22 88H20L19 85L22 84V83H20V81L17 80V82L20 83V84L18 85V87L16 86L18 83L14 86V87L16 88V91H17V92H15V95H17V96H18L19 94L21 95V96L19 95L21 98L19 97L18 100H20V99L22 100V99L24 98V100L26 99V101L28 102V104H30V103L32 102V100H34V104H33V102H32L30 105L27 104V110H26V108H25V110H24L25 113H28V114H27V115H24V113H23L22 115H24V116H22V115H21V116H18V114H17V113H18V112H17L18 110L15 109L16 107H14V105L17 106L16 103H15V104H12L13 101H12V100H9L10 98H8L10 95H9V96H6L7 98H6L5 95H4V93L8 94L7 91L4 92L3 95L0 94V108H1V107L3 108V109L1 108L2 110L0 111V113H1V112H4V113H5V114H4V116H5L4 118L2 117V116H3V113L0 114V117H1L0 119H1V120H2V119H5L4 123H3L2 121H0V124L5 125V127L3 126L4 128H3L2 130H5V128H7V130H5V131H7L6 133H8V134H5V133L3 132V133H2L3 135L0 136V137H2V138H0V169H1L0 171H2L3 169H4V170H7V169H8L9 172H8V170H7V171H6L7 174L10 173L11 170H13V169L9 168L10 165H9L8 163L11 162V159H12V162H15V161H13V160L16 158L15 156H14V158H12V157H13L12 154L10 155L11 157H9V154H10L9 151L11 150V148H10V143H11V146H13L14 150H15V147H14L15 144H16V147H17L18 145H19L18 147L22 146L21 148H22V150H23V151H22L23 153L21 152V148L18 149V150H19L20 153H22V154H20V156H21V157L24 156V155H23L24 152H26V154L28 153L27 150H29V152L32 151V150H30L29 148L33 149V147H31V146L29 147V146L26 145V144L24 145V143L22 144L21 142H24V141H25V140H23V139H27V142L30 143V141H28V140H29L30 138H33V139H34L35 135H34V136H30L31 133H32V134L34 133V130H32V128L35 127V125H33V127H32V124H36V123H34V119L36 120V122H39L40 120L43 119L42 122H44V119H45V120H48V116H49V119L52 118V116L50 117V115H49L47 112L52 113L53 116L55 115L54 117H57V115H56L57 112L53 113L54 111L51 110L52 108L49 107L50 105H49L48 107H46V106H47V103H46L45 101H42V100H44V97H40V96H39V93L37 94L36 91H35V89H38V88L40 87L41 89H44V93H46V92H47V91H46L47 89H45V88H47L48 85H50V86H48V87H51V86L53 85V84L51 85V83H52L53 81H55V79H56L58 76H57V77L55 76L56 78H55V79L53 78L54 80L51 79V78L54 77V75H55L58 71H60V70H59V68L57 67L58 65H57V66L54 65V62H52V61H54V60H52V61L49 60V61H48V57H49V56H47V58H45V57L43 56V55H44L43 52H46L45 50H44V51L42 50L41 53H40V51H38V50H37L38 52L33 51V50L35 49V47L32 46V45H30ZM39 44H40V43H39ZM59 44H60V43H59ZM64 44H65V43H64ZM66 44H67V43H66ZM106 44H107V43H106ZM123 44H125V43H123ZM164 44H165V43H164ZM164 44H163V45H164ZM228 44H229V43H228ZM231 44H232V43H231ZM236 44H237V43H236ZM17 45H16V46H17ZM37 45H38V44H37ZM57 45H58V46H57ZM74 45H75V44H74ZM88 45H89V44H88ZM114 45H113V46H114ZM167 45H168V44H167ZM175 45H176V44H175ZM232 45H233V44H232ZM232 45H230V46H232ZM241 45H242V44H241ZM244 45H245V44H244ZM122 46H123V45H122ZM127 46H128V45H127ZM155 46H156V47H155ZM158 46H159V45H158ZM164 46H165V45H164ZM169 46H170V45H169ZM224 46L226 47V45H224ZM224 46H223V47H224ZM236 46H238V45H236ZM236 46H235V49H236ZM43 47H44V44H43ZM72 47H73V46H72ZM75 47H76V46H75ZM78 47H79V45H78ZM104 47H105V46H104ZM172 47H173V46H172ZM172 47H171V48H172ZM210 47H211V46H210ZM218 47H219V46H218ZM233 47H234V46H233ZM233 47H232V49H233ZM243 47H244V46H243ZM32 48H33V50H32ZM36 48H37V46H36ZM61 48H62V47H61ZM76 48H77V47H76ZM125 48H126V45H125ZM160 48H161V46L159 47V53L161 54V52L163 51V47H162V51L160 50ZM227 48H228V47H227ZM229 48H230V47H229ZM237 48H238V49H236V50H240V52H242V50L244 51V48H242V46H241V48H240V45H239V47H237ZM43 49H45V48H43ZM57 49H59V50H57ZM63 49H64V48H63ZM70 49H71V47H70ZM74 49H75V48H74ZM77 49H78V48H77ZM104 49H105V48H104ZM120 49H121V48H120ZM123 49H124V48H123ZM173 49H174V50H172V51H175V52H176L177 47L175 46ZM178 49H179V48H178ZM219 49H220V48H219ZM221 49H225V48H221ZM7 50H9V49H7ZM56 50H57V51H56ZM67 50H68V49H67ZM79 50H80V48H79ZM79 50H78V51H79ZM117 50H119V49L117 48ZM121 50H122V49H121ZM124 50H125V49H124ZM156 50H157V51H156ZM211 50H212V49H211ZM68 51H71V50H68ZM100 51H101V50H100ZM125 51H126V50H125ZM155 51H156V52H155ZM160 51H161V52H160ZM172 51H171V52H172ZM177 51H178V50H177ZM193 51H194V50H193ZM225 51H227V50L225 49ZM232 51H233V50H232ZM7 52H9V51H7ZM11 52H12V51H11ZM29 52H31L30 55H29ZM63 52H64V51H63ZM73 52H74V51H73ZM73 52H72V54H73ZM80 52H81V51H80ZM82 52H83V51H82ZM105 52H106V51H105ZM118 52H119V51H118ZM121 52H122V51H121ZM182 52H183V51H182ZM195 52H196V51H195ZM216 52H217V51H216ZM220 52H222V51H220ZM234 52H235V51H234ZM39 53H40V54H39ZM66 53H67V52H66ZM68 53H69V52H68ZM68 53H67V54H68ZM70 53H71V52H70ZM75 53H76V52H75ZM75 53H74V54H75ZM78 53H79V52H77V56H78ZM122 53H123V52H122ZM154 53H155V54H154ZM186 53H187V52H186ZM189 53H191V52H189ZM223 53H224V51H223ZM225 53H226V52H225ZM46 54H47V53H46ZM52 54H51V56H52ZM67 54H66V55H67ZM80 54H81V53H80ZM80 54H79V58H80V56H81ZM82 54H83V53H82ZM108 54H109V53H108ZM119 54H120V53H119ZM119 54H118V56H119ZM124 54H125V53H124ZM153 54H154V55H153ZM160 54H159V55H160ZM187 54H188V53H187ZM208 54H209V53H208ZM234 54H236V53H234ZM243 54H244V53H243ZM47 55H49V54H47ZM61 55H62V54H61ZM68 55H70V54H68ZM120 55H121V54H120ZM164 55H165V54H164ZM178 55H179V54H178ZM180 55H181V54H180ZM220 55H221V54H220ZM30 56H31V58H30ZM45 56H46V55H45ZM51 56H50V57H51ZM59 56H60V55H59ZM63 56H64V55H63ZM70 56H71V55H70ZM73 56H74V55H73ZM82 56H83V55H82ZM97 56H98V55H97ZM102 56H103V55H102ZM111 56H112V55H111ZM129 56H130V55H129ZM173 56H174V55H173ZM189 56H190V55H189ZM192 56H193V54H192ZM209 56H210V55H209ZM235 56H236V55H235ZM241 56H242V55H241ZM255 56H256V55H255ZM8 57H10V56L8 55ZM27 57H29V58H27ZM56 57L58 58L57 55H56ZM108 57H109V56H108ZM114 57H115V56H114ZM121 57L123 58V56H121ZM127 57H128V56H127ZM160 57H161V56H160ZM162 57H163V56H162ZM171 57H172V56H171ZM183 57H184V56H183ZM186 57H187V55H186ZM194 57H195V56H194ZM194 57H193V58H194ZM224 57H225V56H224ZM252 57H253V55H252ZM14 58H15V59H14ZM57 58H56V60H58ZM66 58H67V56H66ZM68 58H70V57H68ZM71 58H72V57H71ZM110 58H111V57H110ZM118 58H119V57H118ZM124 58H125V57H124ZM153 58H154V60H153ZM164 58H165V57H164ZM164 58H163V59H164ZM220 58H221V57H220ZM233 58H234V57H233ZM235 58L237 59V57H235ZM30 59H31V60H30ZM52 59H53V58H52ZM62 59H63V58H62ZM64 59H65V58H64ZM88 59H90V57H89ZM99 59H100V58H99ZM103 59H104V58H103ZM105 59H106V58H105ZM119 59H120V58H119ZM127 59H128V58H127ZM127 59H125V63H126V60H127ZM178 59H179V58H178ZM187 59H188V58H187ZM187 59H186V60H187ZM190 59H191V58H190ZM223 59H224V58H223ZM255 59H256V58H255ZM258 59L261 60V58H258ZM5 60H6V59H5ZM80 60H81V59H80ZM101 60H102V59H101ZM111 60H112V59H111ZM111 60H109V61H111ZM117 60H118V59H117ZM152 60H153V61H152ZM156 60H157V59H156ZM171 60H172V59H171ZM171 60H168V61H171ZM179 60H181V59H179ZM193 60H194V59H193ZM237 60H238V59H237ZM244 60H245V59H244ZM244 60H243V61H244ZM253 60H254V57H253ZM6 61H7V60H6ZM28 61H27V62H28ZM70 61H71V60H70ZM91 61H92V60H91ZM102 61H104V60H102ZM109 61H108V62H109ZM113 61H115V59H114ZM118 61H119V60H118ZM177 61H178V60H177ZM231 61H232V60H231ZM235 61H236V60H235ZM247 61H250V59H249V60L247 59ZM263 61H264V60H263ZM11 62H12V61H11ZM17 62H20V60H16V63H17ZM81 62H82V61H81ZM85 62H86V61H85ZM97 62H99V61L97 60ZM116 62H117V61H116ZM127 62H128V61H127ZM174 62H175V61H174ZM184 62H185V61H184ZM13 63H14V62H13ZM31 63H29V64H31ZM58 63H59V62H57L56 64H58ZM74 63H75V62H74ZM103 63H104V62H103ZM113 63H114V62H113ZM113 63H112V65H113ZM120 63L124 64V63H123V59H122V62L120 61ZM120 63H119V64H120ZM141 63H142L143 66L140 65ZM157 63H158V62H157ZM167 63H168V62H166V65H167ZM170 63H171V62H169L168 64H170ZM176 63H178V62H176ZM179 63H180V62H179ZM188 63H189V62H188ZM246 63H247V62H246ZM252 63H253V62H252ZM252 63H251V65H252ZM255 63H256V64H255ZM258 63H261V64H258ZM7 64H8V63H7ZM19 64H20V63H19ZM67 64H68V63H67ZM105 64H106V63H105ZM116 64H117V63H116ZM122 64H121V65H122ZM150 64H152V65H150ZM153 64H154V65H153ZM238 64H239V63H238ZM254 64H255V66H256L257 64H258L259 66H262V61H261V62H260L259 60L254 61ZM27 65H28V64H27ZM100 65L102 66L103 64L101 63ZM109 65H110V64H109ZM117 65H118V64H117ZM125 65H126V64H125ZM125 65H123L124 68H122V70L120 69L121 71H117V73L114 72V73H115L114 76H113L112 74L109 75L110 77L107 76V77L110 78L109 80H110V81H111V79H112V81H113L114 79L122 80V78H123V79H124V78L126 79V77H129V76L131 77V76H133V75H134V72H136V71H135L134 69H133V70L131 69V71H129V72L127 71V72H126L125 70H128V69L125 68ZM127 65H128V64H127ZM162 65H163V63H162ZM179 65H180V64H179ZM258 65H257V66H258ZM25 66H26V65H25ZM55 66H56V67H55ZM90 66H91V65H90ZM164 66H165V65H164ZM167 66L169 67V65H167ZM167 66H166V67H167ZM172 66H173V64H172V65L170 64V67H171L170 70L173 71ZM177 66H178V65H177ZM183 66H184V65H183ZM186 66H187V65H186ZM248 66H249V65H248ZM263 66H264V63H263ZM263 66H262V67H259V68H261L262 72L264 73V67H263ZM102 67H103V66H102ZM106 67H107V66H105L104 69H105ZM114 67H115V66H114ZM119 67L121 68V66H119ZM119 67H118V69H119ZM159 67H160V66H159ZM161 67H162V66H161ZM168 67H167V68H168ZM170 67H169V68H170ZM188 67H189V69L192 68V67L190 68V65H189ZM243 67H245V66H243ZM246 67H247V66H246ZM25 68H26V67H25ZM55 68H56V69H55ZM57 68H58V70H57ZM60 68H61V67H60ZM99 68H100V67H99ZM109 68H110V67H109ZM109 68H108V69H109ZM116 68H117V67H116ZM137 68H138V66H137ZM140 68H138L139 71L141 70ZM145 68H146V67H145ZM154 68H155V70H157V72L160 71V69H159L158 67H157V68L154 67ZM154 68H153V70H154ZM173 68H174V66H173ZM186 68H187V67H186ZM108 69L106 68V70H104V71L107 72ZM129 69H130V68H129ZM163 69H164V67H163ZM163 69H162V70H163ZM66 70H67V69H66ZM99 70H101V68H100ZM136 70H137V69H136ZM142 70H143V69H142ZM148 70H149V69H147V71H145V72H149V71H150V70H149V71H148ZM155 70H154V71H150L149 73H151V72L154 73V72H156ZM170 70H169V72H170ZM259 70H260V69H259ZM17 71H20V70L17 69ZM111 71H112V69H111ZM115 71H116V70H115ZM137 71H138V70H137ZM143 71H144V70H143ZM143 71L141 72L142 75H143ZM166 71H167V70H166ZM166 71L164 70V71H162V72H164L163 74L166 73L167 76L169 77L170 75H168V73H167ZM221 71L224 72L223 69H222ZM20 72H21V71H20ZM101 72H102V70H101ZM157 72H156V73H157ZM187 72H188V71H187ZM212 72H214V71H212ZM217 72H219V71H217ZM223 72H222V73H223ZM225 72H226V71H225ZM6 73H7V72H6ZM16 73H17V72H16ZM18 73H19V72H18ZM18 73H17V74H18ZM63 73H64V72H63ZM108 73H110V72H108ZM111 73H113V72H111ZM136 73H138V72H136ZM139 73H140V72H139ZM156 73H155L154 75L157 76L158 73H157V74H156ZM171 73H172V72H171ZM192 73H194V72H193V71H192V72L190 71V73H188V74H189V75H190V74L192 75ZM208 73H209V72H208ZM57 74H58V73H57ZM57 74H56V75H57ZM92 74H93V73H92ZM98 74H99V73H98ZM100 74H102V73H100ZM159 74L161 75V73H159ZM159 74H158V77H159ZM166 74H165V75H166ZM194 74H196V73H194ZM235 74H236V73H235ZM258 74H259V73H258ZM258 74H256V75L258 76ZM7 75H8V73H7ZM60 75L62 76V74H59V76H60ZM145 75H146V73H145ZM145 75H144V77H146ZM149 75H150V74H149ZM217 75H218V74H217ZM224 75H225V74H224ZM224 75L221 74V76H223V77H224ZM232 75H233V73H232ZM232 75L228 74L227 78L229 79V76L231 77ZM13 76H14V75H13ZM20 76H21V75L19 74V77H20ZM93 76H94V75H93ZM99 76H100V75H99ZM99 76H98V77H99ZM137 76H139V75H137ZM147 76H148V75H147ZM151 76H153V75H151ZM156 76H155V77H156ZM192 76H194V75H192ZM195 76H196V75H195ZM212 76H213V74H212ZM218 76H219V75H218ZM221 76H220V77H221ZM233 76H234V75H233ZM237 76H238V75H237ZM96 77H97V75H96ZM161 77H162V79H163L164 75H163V76L161 75ZM161 77H159V78H161ZM185 77H186V76H185ZM188 77L191 78V76H188ZM209 77H210V76H209ZM235 77H236V76L233 77V80H234ZM239 77H240V76H239ZM239 77H236V79H238V81L241 79V78L239 79ZM260 77H261V76H260ZM263 77H264V75H263ZM2 78H3V77H2ZM59 78L61 79V77H59ZM134 78H135V75H134ZM137 78H139V80H140V77H137ZM146 78H147V77H146ZM156 78H157V77H156ZM218 78H219V77H218ZM218 78H217V79H218ZM253 78H254V77H253ZM261 78H262V77H261ZM16 79H18V76H17V77L15 76V79H14V80H16ZM20 79H21V77H20ZM47 79H48V81H49L48 83H47ZM94 79H95V78H94ZM128 79H129V78H128ZM164 79H168V78H166V76H165ZM171 79L174 80V79L170 76V80H171ZM183 79H184V78H183ZM192 79H193V78H192ZM194 79H195V78H194ZM225 79H226V78H225ZM231 79H232V78H231ZM257 79H258V78H257ZM5 80H6V79H5ZM52 80H53V81H52ZM56 80H57V79H56ZM62 80H63V79H62ZM97 80H98V79H97ZM97 80H96V81H97ZM101 80H102V79H101ZM107 80H108V79H107ZM119 80H118V81H119ZM141 80H143V79H142V76H141ZM168 80H169V79H168ZM177 80L179 81L178 78H177ZM195 80H196V82H197V80H199V79H195ZM210 80H211V79H210ZM51 81H52V82H51ZM57 81H58V80H57ZM57 81H56V82H57ZM60 81H61V80H60ZM105 81H106V80H105ZM128 81H129V80H128ZM137 81H138V79H137ZM144 81H145V79H144ZM147 81H148V80H147ZM157 81L159 82V79H158ZM166 81H167V80H166ZM166 81H165V83H167ZM185 81H186V80H185ZM243 81H244V80H243ZM6 82H7V81H6ZM43 82H46V83H45V84L47 85L46 87H45V84H42ZM115 82H116V81H115ZM122 82H123V80H122ZM140 82H141V81H140ZM148 82H150V81H148ZM168 82H169V81H168ZM171 82H172V81H171ZM173 82H174V81H173ZM175 82H176V81H175ZM179 82H180V81H179ZM203 82H204V81H203ZM226 82H227V81H226ZM226 82H225V83L223 82V83L225 84V86H226ZM240 82H241V84H243V82H242L241 80H240ZM244 82H245V81H244ZM249 82H250V81H249ZM249 82H248V83H249ZM263 82H264V81H263ZM15 83H16V82H15ZM49 83H50V84H49ZM57 83L59 84L60 82H57ZM120 83H121V82H120ZM128 83H129V82H127V84H128ZM130 83H131V82H130ZM143 83H144V82H143ZM152 83H153V82H152ZM163 83H164V82H163ZM165 83H164V84H165ZM169 83H170V82H169ZM176 83H178V82H176ZM176 83H175V84H176ZM181 83H182V81H181ZM183 83H184V81H183ZM183 83H182V84H183ZM194 83H195V82H194ZM198 83H199V81H198ZM200 83H201V82H200ZM206 83H207V82H206ZM236 83H237V80H236ZM236 83H235L234 85H236ZM13 84H14V83H13ZM54 84H55V82H54ZM66 84H67V83H66ZM113 84H114V82H113ZM122 84H123V83H122ZM125 84H126V82H125ZM148 84H151V83H148ZM153 84H154V83H153ZM158 84H159V86H160V83H158ZM158 84H156V85H158ZM172 84H173V83H172ZM203 84H205V83H203ZM203 84H202V85H203ZM244 84H246V82H245ZM253 84H254V83H253ZM260 84H261V81H260ZM0 85H1V83H0ZM4 85H5V84H4ZM41 85H42V86H41ZM56 85H57V84H56ZM56 85H55V86H56ZM105 85H106V84H105ZM114 85H115V84H114ZM161 85H162V83H161ZM166 85H167V84H166ZM173 85H174V84H173ZM198 85H199V84H198ZM202 85H200V87H201ZM207 85H208V84H207ZM230 85H231V84H230ZM230 85H228V87H229ZM29 86H30V87H29ZM53 86H54V85H53ZM53 86H52V87H53ZM55 86H54V87H55ZM97 86H98V85H97ZM100 86H101V85H100ZM100 86H99V87H100ZM102 86H103V85H102ZM109 86H110V85H109ZM122 86L124 87V85H122ZM132 86H133V85H132ZM142 86H144V85H142ZM146 86H147V85H146ZM149 86H150V85H149ZM163 86L165 87V85H163ZM231 86H232V85H231ZM231 86H230V87H231ZM236 86H238V85H236ZM241 86H242V85H241ZM252 86H253V85H252ZM254 86L256 87V85H254ZM258 86H259V85H258ZM260 86H261V85H260ZM14 87H12V88H14ZM44 87H45V88H44ZM105 87H106V86H104V88H105ZM118 87H119V85H118ZM126 87H127V86H126ZM136 87H137V86H136ZM144 87H145V86H144ZM150 87H151V86H150ZM152 87H153V86H152ZM164 87H163L162 89H164ZM198 87H199V86H198ZM203 87H204V85H203ZM221 87H222V86H221ZM245 87H246V86H245ZM247 87H248V84H247ZM59 88H60V87H59ZM59 88H58L57 90L54 89V90H55L54 92H53V90H51L52 93H49V94H52V98H53L54 100H55V96H56V94H59L58 91L61 89V88H60V89H59ZM70 88H71V87H70ZM104 88H103V89H104ZM127 88H128V87H127ZM139 88H140V87H139ZM139 88H138V89H139ZM166 88H167V87H166ZM205 88H206V85H205ZM205 88H204V89H205ZM223 88H225V87H223ZM223 88H222V89H223ZM240 88H241V87H240ZM263 88H264V87H263ZM30 89L32 90V92L34 91L33 94H37V96L39 97V100H40V98H41V101H40L41 103L39 102L40 105L44 104V102H45L44 105H45L46 108H44V110H46V112L43 110V108L40 109V110H38V107H39V104L37 103V101H38V97L35 96V95H33L32 93H29V92L31 91ZM159 89H160V88H159ZM201 89H202V88H201ZM225 89L227 90L228 88L226 87ZM225 89H224V90H225ZM232 89H233V88H232ZM0 90H1V89H0ZM14 90H15V89H14ZM14 90H13V91H14ZM61 90H62V89H61ZM98 90H99V89H98ZM111 90H112V89H111ZM127 90H128V89H127ZM130 90H131V89H130ZM130 90H129V91H130ZM135 90H137V89H135ZM141 90H142V89H141ZM147 90H148V89H147ZM147 90H146V92H147ZM166 90L169 91V89H166ZM208 90H209V89H208ZM208 90H207V91H208ZM233 90H234V89H233ZM235 90H236V89H235ZM245 90H246V89H245ZM248 90H249V89H248ZM256 90H258V88H257ZM259 90H261V89H259ZM1 91H3V90H1ZM45 91H46V92H45ZM104 91H105V90H104ZM104 91H102V92H104ZM115 91H116V90H115ZM160 91H161V90H160ZM168 91H165V90H164L161 94L163 95V94H165V92H166V94H167ZM171 91H172V90H171ZM171 91H170V92H171ZM183 91H184V90H183ZM209 91H210V90H209ZM219 91H221V90L219 89ZM222 91H223V90H222ZM237 91H238V90H237ZM237 91H236V92H237ZM250 91H252V90L250 89ZM42 92H43V90H42ZM57 92H58V93H57ZM117 92H119V91H117ZM132 92H134V91H132ZM138 92H139V91H138ZM146 92H145V93H146ZM155 92H156V91H155ZM170 92H169V93H170ZM199 92H200V91H199ZM203 92H204V91H203ZM225 92H226V91H225ZM225 92H224V93H225ZM229 92H230V95H228ZM233 92H234V91H233ZM242 92H243V91H242ZM242 92H241V93H242ZM54 93H55V94H54ZM60 93H61V91H60ZM63 93H64V92H63ZM98 93H99V91H98ZM125 93H126V92H125ZM125 93H124V94H125ZM130 93H131V92H130ZM145 93H144V94H145ZM147 93L149 94L150 91L147 92ZM172 93H173V92H172ZM209 93H211V92H209ZM209 93H208V94H209ZM220 93H221V92H220ZM222 93H223V92H222ZM237 93H238V92H237ZM241 93H240V94H241ZM244 93H245V92H244ZM244 93H243V94H244ZM120 94H121V93H120ZM120 94H119V95H120ZM127 94H128V93H127ZM131 94H132V93H131ZM131 94H130V95H131ZM152 94H153V93H152ZM166 94H165V95H166ZM183 94H184V93H183ZM190 94H191V92H190ZM201 94H202V93H201ZM201 94H200V95H201ZM218 94H219V93H218ZM226 94L228 95L227 97H229V98L231 97V98L233 99V97H235L234 99H235V101H237V102H234V103H235V104H234L232 101H230L231 98H230V100H229V98L225 97L227 100H229V101L231 102V104H230L229 101H227V103H226V102H224V103H226L227 106H228L229 104L232 105V106L229 105L228 107H229V109H232V110H233V106H234V105H235V106L237 105L236 103H238V99L236 100V95H232V94H231V90H228V92H226ZM233 94H234V93H233ZM240 94H237V95H240ZM243 94H241V95H243ZM260 94H261V91H260ZM60 95H61V94H60ZM60 95H57L56 98L59 99V96H60ZM105 95H106V94H105ZM132 95H134V97H135L136 93H134V94H132ZM149 95H151V93H150ZM149 95L147 96V98L149 97ZM157 95H159V94H157ZM168 95H169L168 97H171V96L173 97V96H174V95H170V94H168ZM192 95H193V94H192ZM205 95H206V94H205ZM223 95H224V94H223ZM231 95H232L233 97H232ZM241 95H240V96H241ZM253 95H254V94H253ZM34 96L36 97V100L34 99ZM53 96H54V97H53ZM63 96H65V95H63ZM142 96H144V95H142ZM160 96H161V95H160ZM160 96H159V97H160ZM202 96H203V95H202ZM209 96H210V95H208V97H209ZM224 96H225V95H224ZM224 96H223V97H224ZM243 96H245V94H244ZM243 96H242V97H243ZM13 97H14V96H13ZM65 97H66V96H65ZM65 97H64V98H65ZM93 97H95V96H93ZM93 97H92V98H93ZM102 97H103V96H102ZM104 97H105V96H104ZM104 97H103V99L105 100L106 98H104ZM106 97H107V96H106ZM117 97H118V96H117ZM152 97H154V96L152 95ZM152 97L150 96V98H152ZM156 97H158V96H156ZM159 97H158V98H159ZM161 97H162V96H161ZM161 97H160V98H161ZM164 97H166V96H164ZM174 97H175V96H174ZM212 97H213V96H212ZM216 97H217V95H216ZM218 97H219V96H218ZM218 97H217V98H218ZM221 97H222V96H221ZM221 97H220V98H221ZM4 98H5V99H4ZM14 98H15V100H16L17 97H14ZM31 98H32V99H31ZM46 98H47V96H46ZM60 98H62V97L60 96ZM92 98H91V99H92ZM100 98H101V97H100ZM100 98L98 97L97 100H99ZM142 98H143V97H142ZM142 98H141V100H142ZM145 98H146V95H145ZM145 98H144V99H145ZM162 98H163V97H162ZM162 98H161L160 101H162V102L164 103L165 98H164V101L162 100ZM166 98H167V97H166ZM225 98H224V99H225ZM243 98H244V97H243ZM29 99H31V100H30L31 102L28 101ZM93 99H94V98H93ZM103 99H100V100H103ZM131 99H132V100H130V102H129L130 105L128 104L127 106H129L130 109H131V111H132V113H134V116H133L134 118H132V117L130 116V117L134 120V122H135L133 125H135V127H137V128L139 129V127H140L141 125L145 124V123L142 124V122L145 121V119H144V121H143V118H144V117H142V116H143V115H142V111H143V109H142V111H141V110H140V107H138V105L135 104V99H134V103H133V98H131ZM154 99H155V98H154ZM167 99H168V98H167ZM173 99H174V98H173ZM206 99H207V98H206ZM208 99H209V98H208ZM222 99H223V98H222ZM54 100H53V101H54ZM60 100H61V99H60ZM64 100H65V99H64ZM84 100H85V99H84ZM104 100H103V101H104ZM139 100H140V99H139ZM147 100L149 101V99H147ZM147 100H146V101H147ZM158 100H159V99H158ZM193 100H194V99H193ZM200 100H201V97H200ZM209 100H210V99H209ZM209 100H208V102H209ZM214 100H216V98H215ZM214 100H212V101H214ZM218 100H219V99H218ZM243 100H244V99H243ZM26 101H24V102H26ZM35 101H36V102H35ZM53 101H52V103H53ZM61 101H62V100H61ZM61 101H60V103H59V106H60V105L62 106ZM105 101H106V100H105ZM119 101H120V100H119ZM119 101H118V103H119ZM124 101H125V100H124ZM127 101H128V100H127ZM155 101H156V100H155ZM185 101H186V100H185ZM191 101H192V100H191ZM220 101H221V100H220ZM223 101H224V100H223ZM233 101H234V100H233ZM239 101H240V100H239ZM244 101H247V100H244ZM244 101H243V103H244ZM248 101H249V100H248ZM11 102H12V103H11ZM24 102H23V103H24ZM54 102H56L57 105H58V102H59V101H57V99H56ZM82 102H83V101H82ZM100 102H102V101H100ZM131 102H132V103H131ZM136 102H137V100H136ZM138 102H141V101H138ZM151 102H152V100H151ZM153 102H154V101H153ZM157 102H158V101H157ZM162 102H161V103H162ZM168 102H169V100L167 101V103H168ZM218 102H219V101H218ZM228 102H229V104H228ZM23 103H22V104H23ZM102 103H103V102H102ZM143 103L148 104L149 102L146 103V102H144V100H143ZM143 103H142V104H143ZM206 103H207V101H206ZM206 103H205V105H207ZM212 103L214 104V102H212ZM212 103H211V104H212ZM220 103H222V102H220ZM220 103H219V106L222 105V104L220 105ZM232 103H233V104H232ZM239 103H240V105H241V102H239ZM246 103L248 104V102H246ZM249 103H250V102H249ZM252 103H253V102H252ZM252 103H250V104H252ZM32 104H33V105H32ZM53 104H55V103H53ZM69 104H70V103H69ZM85 104H86V103H85ZM88 104H89V103H88ZM94 104H95V103H94ZM94 104H93V105H94ZM137 104H138V103H137ZM152 104H153V103H152ZM156 104H157V103H156ZM159 104H160V103H159ZM159 104H158V105H159ZM175 104H176V103H175ZM213 104H212V105H213ZM215 104H216V106H214ZM215 104H214L213 106H212V105H210V106H212V107H214V108H215V107L217 108V103H215ZM12 105H13V106H12ZM36 105H37V106H36ZM90 105H91V103H90ZM99 105H100V104H99ZM135 105H136V106H135ZM167 105H168V104H166V101H165V105H164V104H163V105L160 104L159 107H161V106H164V107H165V106H167ZM172 105H173V104H172ZM240 105L238 104L237 107L240 106ZM87 106H88V105H87ZM87 106H86V107H87ZM94 106H95V105H94ZM141 106H142V105H141ZM146 106H147V105H146ZM150 106H151V105H150ZM156 106H157V105H156ZM169 106H170V104H169ZM208 106H209V104H208L207 107H205V108H207V109L209 108V109H210L211 107H208ZM235 106H234V107H235ZM250 106H253V105H250ZM11 107L14 108V109H12ZM52 107H53V106H52ZM57 107H58V106H57ZM120 107H121V106H120ZM144 107H145V106H144ZM167 107H168V106H167ZM173 107H174V106H173ZM178 107H179V106H178ZM178 107H177V108H178ZM223 107H224V106H223ZM247 107H248V105H247ZM17 108H19V106H17ZM47 108H48V109H47ZM61 108H62V107H61ZM67 108H69V107H67ZM126 108H127V107H126ZM148 108H149V107H148ZM161 108H162V107H161ZM177 108H175V110H176ZM203 108H204V107H203ZM225 108H226V107H225ZM225 108H224V109H225ZM235 108H236V107H235ZM248 108H249V107H248ZM22 109H23V108H22ZM36 109H37V111H36ZM55 109H56V108H55ZM55 109H54V110H55ZM59 109H60V108H59ZM59 109H58V110H59ZM64 109H65V108H64ZM89 109H90V108H89ZM94 109H95V108H94ZM128 109H129V108H128ZM144 109H146V108H144ZM152 109H153V107L150 109L149 112H147V115H149L148 113H150ZM154 109H156V108H154ZM158 109H160V108H158ZM173 109H174V108H172V110H173ZM197 109H199V108H197ZM209 109H208V110H209ZM221 109H222V108H221ZM229 109L227 108L228 112H229ZM236 109H237V108H236ZM236 109H234V111H232V114H233V112L236 113V111H235ZM238 109H239V108H238ZM243 109H244V107H243ZM249 109H250V108H249ZM20 110H21V109H20ZM20 110H19V111H20ZM42 110H43V112H45L44 115H43V113H42ZM47 110H51V112H50V111H47ZM58 110H55V111H58ZM69 110H70V109H69ZM77 110H78V109H77ZM77 110H76V111H77ZM85 110H86V109H85ZM92 110H93V109H92ZM147 110H149V109H147ZM161 110H163V109H161ZM166 110H168V109H166ZM170 110H171V108H170ZM208 110H206V111L208 112ZM222 110H223V109H222ZM15 111H16V112H15ZM38 111H40L41 113L38 114V113H39ZM59 111H61V110H59ZM74 111H75V110H74ZM81 111H82V110H81ZM87 111H88V110H87ZM94 111H95V110H94ZM101 111H102V110H101ZM129 111H130V110H129ZM168 111H169V110H168ZM201 111H202V110H201ZM201 111H199L198 113H201L202 115H206V114H207L205 111H204V113L201 112ZM211 111H212V110H211ZM214 111H216V110H214ZM219 111H220V107H219ZM219 111H218V112H219ZM225 111H226V110H225ZM230 111H231V110H230ZM244 111H245V110H244ZM244 111H241V110H240V112H244ZM37 112H38V113H37ZM97 112H98V111H97ZM97 112H96V113H97ZM110 112H111V111H110ZM122 112H123V111H122ZM144 112H145V111H144ZM144 112H143V113H144ZM157 112H158V111H157ZM161 112H162V111H161ZM218 112H215V113H218ZM221 112H222V111H221ZM46 113H47V116L44 117V116L46 115ZM73 113H74V112H72V114H73ZM85 113H86V112H85ZM128 113H131V112H128ZM145 113H146V112H145ZM145 113H144V114H145ZM155 113H156V111H155ZM155 113H154V115H155ZM198 113H196V114L194 113V114H193V116L195 117V121H196V117L199 118L198 116H196V115H198ZM215 113H214V116H213V117H215L216 115H218V114H215ZM229 113H230V112H229ZM16 114H17V115H16ZM31 114H34L35 116H33V115L30 116ZM36 114H37V117H36ZM57 114H58V113H57ZM75 114H77V113H75ZM87 114H88V112H87ZM90 114H92V113L90 112ZM93 114H94V113H93ZM124 114H125V113H124ZM150 114L153 115V113H150ZM159 114H160V113H159ZM159 114H158V115H159ZM164 114H165V113H164ZM170 114H171V113H170ZM209 114H210V113H208V116H209ZM212 114H213V113H212ZM227 114H228V113H227ZM232 114H231V115H232ZM245 114H246V113H245ZM245 114H243V115H245ZM262 114H263V113H262ZM19 115H20V113H19ZM38 115H40L39 117H41V116L43 115V116H42L43 118H42V117L39 118ZM103 115H104V114H103ZM111 115H112V114H111ZM154 115H153V117L156 116V115H155V116H154ZM161 115H162V114H161ZM191 115H192V114H191ZM199 115H200V114H199ZM202 115H200V118H201ZM210 115H211V114H210ZM221 115H222V113H221ZM224 115H226V114H224ZM234 115H235V114H234ZM234 115H232V117H233ZM247 115H249V114L247 113ZM27 116H30V118H28ZM75 116H76V115H75ZM75 116H74V117H75ZM91 116H92V115H91ZM91 116H90V117H91ZM93 116H94V115H93ZM117 116H118V115H117ZM162 116H163V115H162ZM162 116H161V119H162ZM167 116H168V113H167ZM170 116H171V115H170ZM193 116H192V117H193ZM219 116H220V115H219ZM219 116H216V118L218 117V118H221V120H222V117H223V116H222V117H219ZM238 116H239V114H238ZM21 117H22V118H21ZM24 117H25V118H24ZM33 117H35V118H33ZM69 117H70V115H69ZM69 117H68V118H69ZM88 117H89V115H88ZM90 117H89V120H90ZM120 117H121V115H120ZM122 117H123V116H122ZM150 117H151V116H150ZM164 117H165V116H163V118H164ZM202 117H205V116H202ZM224 117H225V116H224ZM236 117H237V116H236ZM263 117H264V116H263ZM20 118H21V119H20ZM78 118H80V117H78ZM78 118H77V117H76V118H73L74 121L72 120V121H71L72 123H70V125H71V127H73L72 124H74V127H75V128H76V126H78V127H77L78 129L76 128L77 130L81 129V128H82L81 126H83V129H82V131H83V130H84V125L88 124L89 121H86L87 123L85 124V123H84V120H83V122H81L82 119L80 118V120H79ZM92 118H93V117H92ZM92 118H91V119H92ZM151 118H152V117H151ZM158 118H159V117H158ZM158 118H157L156 120H159ZM169 118H171V117H169ZM169 118H168V119H169ZM206 118H207V116H206ZM227 118H229V117H227ZM230 118H231V116H230ZM233 118H234V117H233ZM239 118H240V117H239ZM241 118H242V117H241ZM241 118H240V119H241ZM244 118H245V116H244ZM252 118H254V117H252ZM257 118H258V117H257ZM260 118H261V117H260ZM7 119H8V120H7ZM19 119H20V120H19ZM54 119H55V118H54ZM56 119H57V118H56ZM75 119L80 121V122L77 123L78 125L76 124L77 121H75ZM83 119H84V118H83ZM86 119H87V118H86ZM96 119H97V118H95V120H96ZM124 119H125V117H124ZM152 119H153V118H152ZM192 119H193V118H192ZM192 119H191V120H192ZM234 119H235V118H234ZM240 119L237 118L238 122H236L237 120H236L235 122H236L237 124H239V122H240V124H243V123H241V120H243V119H241V120H240ZM263 119H264V118H263ZM27 120L30 121V122L33 121L32 124H29V125H28V123H30V122H28ZM37 120H38V121H37ZM51 120H52V119H51ZM87 120H88V119H87ZM97 120L99 121L100 119H97ZM116 120H117V119H116ZM120 120L122 121L123 119H120ZM127 120H128V119H127ZM127 120H126V122H125V120H124L123 122H124L125 124H128V125H129V121L127 122ZM146 120H148V119H146ZM154 120H155V119H154ZM156 120H155V121H156ZM199 120H200V119H198V121H199ZM203 120H205V119H203ZM219 120H220V119H219ZM225 120H226V118H225ZM228 120H229V119H228ZM261 120H262V119H261ZM25 121H27V122H25ZM52 121H53V122H52ZM52 121H49V122H50V123L52 122L51 124H53L54 121H56V120H52ZM93 121H94V120H93ZM93 121H92V122L90 121L89 123H92V124L95 125V123H93ZM164 121H165V120H164ZM172 121H173V120H172ZM229 121H230V120H229ZM231 121H232V120H231ZM251 121H252V123H254L253 120H251ZM1 122H2V123H1ZM5 122H7V123H5ZM58 122H59V121H58ZM123 122H122V123H123ZM148 122H149V121H148ZM158 122H159V121H158ZM158 122H157V123H158ZM219 122H221V121H219ZM222 122L225 123L224 121H222ZM233 122H234V121H233ZM79 123H80V124H79ZM82 123H83V125H81ZM99 123H101V121H100ZM99 123H98V124H99ZM122 123H121V124H122ZM124 123L122 124V126L125 125ZM162 123H163V122H161V124H162ZM7 124H9L8 127H7ZM39 124H40V123H39ZM44 124H45V123H44ZM92 124H91V126H92ZM117 124H118V123H117ZM117 124H116V125H117ZM170 124H171V123H170ZM198 124H199V123H198ZM227 124H228V123H227ZM227 124H226V125H227ZM246 124H247V123H246ZM246 124H245V123L243 124V126H244L243 128H244V129L246 128L247 125H250V126H251L250 123L247 124V125H246ZM10 125H11V126H10ZM24 125H25V126L28 125V126H27V127H24ZM41 125H42V124H41ZM49 125H50V124H49ZM79 125H80L81 128H79ZM89 125H90V124H88V126H89ZM94 125H93V126H94ZM100 125H101V124H100ZM104 125H105V124H104ZM114 125H115V124H114ZM128 125H127V126H128ZM131 125H132V124H131ZM147 125H149V123H148ZM150 125H151V124H150ZM159 125H160V124H157V126H159ZM173 125H174V123H173ZM173 125L171 124L170 127L173 126ZM234 125L236 126V124H234ZM245 125H246V126H245ZM253 125H254V124H253ZM29 126H30V127H29ZM57 126H58V125H57ZM91 126H89V127H91ZM93 126L91 127V129L93 128ZM98 126H99V125H98ZM106 126H107V125H106ZM106 126H105V127H106ZM110 126H111V125H109V127H110ZM127 126H126V127H127ZM153 126H154V125H153ZM163 126H164V125H163ZM166 126H167V125H166ZM189 126H190V125H189ZM194 126H195V125H194ZM224 126H225V125H224ZM232 126H233V124H232ZM232 126H231V128L233 129ZM235 126H234V127H235ZM238 126H240V125H238ZM9 127H10V128H9ZM49 127H50V126H49ZM54 127H55V126H54ZM66 127H67V126H66ZM71 127H70V130L72 129ZM141 127H142V126H141ZM141 127H140V128H141ZM191 127H192V126H191ZM241 127H242V126H241ZM241 127H240V128H241ZM248 127H249V126H248ZM251 127H252V126H251ZM1 128H2V125H1ZM23 128H24V129H23ZM51 128H52V127H51ZM75 128H73V129H74L75 132H76L77 130H76ZM95 128H97V127H95ZM102 128H103V127H102ZM127 128H128V127H127ZM225 128H226V127H225ZM237 128H238V127H237ZM237 128H236V129H237ZM33 129H34V128H33ZM56 129H57V128H56ZM65 129H66V128H65ZM73 129H72V130H73ZM93 129H94V128H93ZM93 129H92V130H93ZM158 129H159V128H158ZM229 129H230V128H229ZM234 129H235V128H234ZM249 129H250V128H249ZM251 129H252V128H251ZM8 130H9V131H8ZM23 130H25L26 132H25V131L23 132ZM29 130H30V131H29ZM53 130H54V128H53ZM94 130H95V129H94ZM97 130H98V129H97ZM106 130H107V129H106ZM106 130H105V131H106ZM109 130H110V128H109ZM114 130H115V129H114ZM122 130H124V129H122ZM145 130H146V129H145ZM153 130H154V129H153ZM156 130H157V128H156ZM165 130H167V129L165 128ZM247 130H248V128H246L245 132H246ZM59 131H60V130H59V128H58V131L54 130V131H52L53 133H52V132H51V133L49 132V133H48L49 135L46 134L43 138H42V135H43V134H42V135H41V138H42V139L40 140V142H37V144H39L40 147H44V146L46 145V142L48 141V143H47V145H46V147H47L48 144H51V143H52L51 140H54L55 138H59V137H58V134H57V133H59V135H61ZM67 131H68V130H67ZM67 131H66V132H67ZM111 131H113V130H111ZM116 131H117V130H116ZM116 131H115V132H116ZM127 131H128V130H127ZM133 131H134V130H133ZM138 131H140V130H138ZM151 131H152V130H151ZM230 131H231V129H230ZM254 131H255V130H254ZM30 132H31V133H30ZM54 132H56V133H54ZM124 132H125V131H124ZM146 132H147V131H146ZM164 132H165V131H164ZM196 132H197V131H196ZM203 132H204V129H203ZM225 132H227V131H225ZM233 132H234V131H233ZM236 132H238V131H236ZM240 132H241V131H240ZM249 132H251V131H249ZM262 132H264V131H262ZM262 132H261V133H262ZM24 133H26V134L29 133V134H28V136H27V135H24ZM45 133H46V132H45ZM61 133H62V132H61ZM71 133H72V132L70 131V135H71ZM103 133H104V132H103ZM140 133L142 134V131H140ZM143 133H144V132H143ZM147 133H148V132H147ZM156 133H158V132H156ZM165 133H166V132H165ZM254 133H255V132H254ZM254 133H253V134H254ZM21 134H23L24 136H23V135L21 136ZM40 134H41V133H40ZM72 134H73V133H72ZM86 134H87V133H86ZM93 134H94V133H93ZM160 134H162V133L160 132ZM160 134L157 135V136H161ZM205 134H206V133H205ZM205 134H204V136H205ZM237 134H238V133H237ZM68 135H69V134H68ZM73 135H74V134H73ZM83 135H84V134H83ZM83 135H82V137H83ZM103 135H104V134H103ZM123 135H124V134H123ZM175 135H176V134H175ZM197 135H198V133H197ZM231 135H233V134H232V131H231ZM231 135L228 133V134H227L228 137H224V138H222V140H221L222 142L220 141V143H222V146H223V147H221L222 150H223L224 148L227 149V147L230 148L229 146H231V143L233 142V141H232V140H233L232 137L235 136V135H233V136H231ZM19 136H21V138H22V137H23V138L21 139ZM26 136H27V137H26ZM135 136H136V135H135ZM173 136H174V135H173ZM200 136H201V135H200ZM225 136H226V135H225ZM17 137L20 138V139H18ZM29 137H30V138H29ZM68 137H69V136H68ZM72 137H73V136H72ZM86 137H87V136H86ZM89 137H91V135H90ZM96 137H97V136H96ZM104 137H105V136H104ZM114 137H116V136H114ZM128 137H129V136H128ZM144 137H145V136H144ZM147 137H149V136H147ZM198 137H199V136H198ZM214 137H215V136H214ZM245 137H246V136H245ZM36 138H38V137L36 136ZM83 138H84V137H83ZM158 138H159V137H158ZM174 138H176V137H174ZM235 138H237V137H235ZM9 139H10V140H9ZM17 139H18V140H21V141H19L20 143H18V140H17ZM38 139H39V138H38ZM49 139H50V140H49ZM65 139H66V138H65ZM71 139H72V138H71ZM80 139H81V138H80ZM104 139H105V138H104ZM113 139H114V138H113ZM113 139H112V141H114ZM115 139H116V138H115ZM118 139H120V138H118ZM140 139H141V138H140ZM146 139H147V138H146ZM146 139H145V140H146ZM149 139H150V137H149ZM159 139H161V138H159ZM199 139H200V138H199ZM203 139H204V138H203ZM8 140H9V141H8ZM12 140H14V142H13ZM16 140H17V141H16ZM36 140H37V139H36ZM66 140H67V139H66ZM72 140H73V139H72ZM72 140H71V142H72ZM102 140H103V139H102ZM177 140H179V139H177ZM240 140H242V139H240ZM246 140L249 141L248 138H247ZM253 140H254V139H253ZM253 140L251 139V141H253ZM49 141H50L51 143H50ZM54 141H55V140H54ZM54 141H53L54 144H56V143L58 142L57 139H56V142H54ZM59 141H60V139H59ZM67 141H68V140H67ZM67 141H66V142H67ZM74 141H75V140H74ZM77 141H78V140H77ZM79 141L81 142V140H79ZM100 141H101V140H100ZM103 141H104V140H103ZM119 141H120V140H119ZM146 141H147V140H146ZM172 141H173V140H172ZM251 141H249V142H251ZM6 142H9V144H7ZM27 142H26V143H27ZM69 142H70V141H69ZM80 142H79V143H80ZM82 142L84 143V141H82ZM88 142H89V141H88ZM93 142H95V141H93ZM114 142H115V141H114ZM177 142H178V141H177ZM203 142H204V141H203ZM237 142H238V141H237ZM240 142H241V141H240ZM240 142H239V143H240ZM13 143H15V144H13ZM53 143H52V145H54ZM59 143L62 144L61 141H60ZM67 143H68V142H67ZM75 143H76V142H75ZM95 143L97 144L98 142H95ZM95 143H94V144H95ZM234 143H236V141L233 142V145H234ZM242 143H243V142H242ZM6 144H7V145H6ZM27 144H28V143H27ZM35 144H36V141H35L34 145H35ZM80 144H81V143H80ZM85 144H86V143H85ZM101 144H102V143H101ZM142 144H143V143H142ZM174 144H175V143H174ZM30 145H31V143H30ZM32 145H33V143H32ZM42 145H44V146H42ZM63 145H64V144H63ZM87 145H88V144H87ZM90 145H91V144H90ZM118 145H119V144H118ZM123 145H124V144H123ZM143 145H144V144H143ZM243 145H244V144H243ZM36 146H37V145H36ZM54 146L56 147V150H57V148H58V150H62V148L58 147V144H57V145H54ZM72 146H73V145H72ZM78 146H79V145H78ZM81 146H82V145H81ZM84 146H86V145H84ZM93 146H94V148H96V145H93ZM93 146H92V148H93ZM97 146H98V145H97ZM100 146H101V145H100ZM113 146H114V145H113ZM175 146L177 147V143H176ZM253 146H254V145H252V147H253ZM255 146H257V145H255ZM255 146H254V147H255ZM18 147H17V148H18ZM24 147L27 148V149H25L26 151L24 150ZM34 147H35V146H34ZM67 147H69V146H67ZM67 147H66V148H67ZM74 147H75V146H74ZM74 147H73V148H74ZM79 147H80V146H79ZM82 147H83V146H82ZM82 147H80V148L82 149ZM89 147H90V153H91V149H92V148H91V146H89ZM212 147H213V146H212ZM232 147H233V146H232ZM250 147H251V146H250ZM257 147H258V146H257ZM259 147H260V148H258V149H261V146H259ZM7 148H8V149H7ZM17 148H16V149H17ZM44 148H45V147H44ZM44 148H43V150H44ZM47 148H48V147H47ZM59 148H60V149H59ZM80 148H78V150H80ZM84 148H85V147H84ZM84 148H83V149H84ZM111 148H112V147H111ZM244 148H246V146H245ZM76 149H77V148H76ZM85 149H86V148H85ZM88 149H89V148H88ZM96 149H97V148H96ZM226 149L224 150L225 152H226ZM34 150H35V148H34ZM43 150H42V148H41V151H39V149H38V151L41 152V153H39V154L41 155V157L44 156V155H47V154H48L49 158H50L51 156L53 157V155H54V157L56 158V157H57L56 154H60V153H61V151H58V150H57V151H54L53 153L50 152V153L53 154V155H49V153H47V151L44 150L47 154L44 152L45 154L43 155V154H42V151H43ZM93 150H94V149H93ZM249 150H250V149H249ZM261 150L264 151V149H261ZM63 151H64V149H63ZM63 151H62V152H63ZM95 151H96V150H95ZM97 151H98V150H97ZM7 152H8V154H7ZM19 152H18V156H19ZM71 152H72V150H71ZM79 152H80V151H79ZM84 152H85V151H84ZM92 152H93V151H92ZM106 152H107V151H106ZM108 152H109V151H108ZM121 152H122V151H121ZM228 152H229V151L227 150L226 153H228ZM256 152H258V151H256ZM33 153H34V151H33ZM54 153H55V154H54ZM76 153H77V152H76ZM95 153H96V152H95ZM98 153H99V151H98ZM98 153H96V154H98ZM102 153H104V151H103ZM111 153H112V152H111ZM114 153H115V152H114ZM263 153H264V152H263ZM263 153H262V154H263ZM29 154L31 155V153H29ZM62 154H63V153H61L60 156H61ZM104 154H105V153H104ZM15 155H16V154H15ZM35 155H36V157H37L38 154L36 153ZM40 155H39V156H40ZM55 155H56V156H55ZM63 155H64V154H63ZM65 155H66V154H65ZM67 155H68V154H67ZM98 155H99V154H98ZM105 155H106V154H105ZM16 156H17V155H16ZM18 156H17V159H16V163H15V164L20 163V164L22 165V159H23L24 157H22V159H21V158H18ZM20 156H19V157H20ZM32 156L34 157V154H32L31 157H32ZM39 156H38V158H39ZM48 156H47V157L44 156V157L47 158V159L44 158V160H49V159H48ZM72 156H73V155H72ZM96 156H97V155H96ZM27 157H28V155H27ZM36 157H35V158H36ZM178 157H179V156H178ZM35 158H34V159H35ZM38 158H37V159H38ZM42 158H43V157H42ZM42 158H41V160H42ZM63 158H64V157H63ZM98 158H100V157H98ZM175 158H176V157H175ZM20 159H21V160H20ZM24 159H25V158H24ZM31 159H32V158H31ZM37 159H36V160H37ZM39 159H40V158H39ZM51 159H52V158H51ZM57 159L60 161V160L62 159V157L59 158V156H58ZM57 159H56V160H57ZM133 159H134V158H133ZM137 159H138V158H137ZM17 160H18V163H17ZM41 160H39V161H41ZM72 160H73V159H72ZM143 160H145L144 162H146V159H143ZM177 160H178V162H179V164H180V161H181V160H180V159H177ZM179 160H180V161H179ZM20 161H21V162H20ZM24 161H25V160H24ZM24 161H23V162H24ZM31 161H32V160H31ZM39 161H35V162H39ZM49 161H51V160H49ZM64 161H65V160H64ZM98 161H99V160H98ZM32 162H34V160H33ZM92 162H93V161H92ZM108 162H109V161H108ZM140 162H141V161H140ZM178 162H177V163H178ZM181 162H182V161H181ZM59 163H61V162H59ZM100 163H101V162H100ZM102 163H103V162H102ZM142 163H143V162H142ZM146 163L148 164V162H146ZM146 163H145V164H146ZM174 163H175V162H174ZM12 164H13V163H12ZM26 164H27V163H26ZM32 164H33V163H32ZM38 164H39V163H38ZM61 164H62V163H61ZM104 164H105V163H104ZM104 164H103V165H104ZM106 164H107V163H106ZM110 164H111V163H110ZM143 164H144V163H143ZM145 164H144V165L140 164V165H142V166H146L147 164H146V165H145ZM13 165H14V164H13ZM95 165H96V164H95ZM8 166H9V167H8ZM18 166H20V165L18 164ZM63 166H64V165H63ZM70 166H71V165H70ZM93 166H94V165H93ZM111 166H112V165H111ZM11 167L13 168V166H11ZM14 167L16 168V166H14ZM21 167H22V166H21ZM21 167H20V168H21ZM26 167H27V166H26ZM30 167H31V166H30ZM34 167H35V165H34ZM61 167H62V166H61ZM72 167H73V166H72ZM72 167H71V168H72ZM100 167H101V166H100ZM64 168H65V167H64ZM97 168H98V167H97ZM143 168H145V167H143ZM31 169H33V168L31 167ZM60 169H62V168H60ZM141 169H142V168H141ZM131 170H132V169H131ZM146 170H147V169H146ZM149 170H151V169H149ZM149 170H148V171H149ZM79 171H80V170H79ZM96 171H97V170H96ZM102 171H103V170H102ZM151 171H152V170H151ZM179 171H180V170H179ZM3 172H4V171H3ZM61 172H62V170H61ZM128 172H129V170L127 171V173H128ZM135 172H136V171H135ZM146 172H147V171H146ZM1 173H2V172H0V175L4 177V175H2L3 173H2V174H1ZM12 173H13V171H12ZM70 173L72 174V172H69V174H70ZM99 173H100V172H99ZM112 173H113V172H112ZM130 173H131V172H130ZM149 173H150V172H149ZM58 174H59V173H58ZM61 174H62V173H61ZM69 174H68V175H69ZM80 174L82 175V172H81ZM147 174H148V172H147ZM150 174H152V172H151ZM154 174H155V173H154ZM154 174H153V176H154ZM171 174H172V172H171ZM5 175H6V174H5ZM8 175H9V174H8ZM59 175H60V174H59ZM81 175H80V176H81ZM96 175H97V174H96ZM99 175H100V174H99ZM105 175H106V174H105ZM107 175H108V174H107ZM124 175H125V174H124ZM124 175H123V176H124ZM136 175H137V174H136ZM1 176H0V186H2V185H1V183H2L1 180L3 181V180H5V179H7V176H6L5 179H3ZM10 176H11V175H10ZM55 176H57V175H55ZM55 176H54V177H55ZM60 176H61V175H60ZM73 176H74V175H73ZM77 176H78V175H77ZM84 176H85V174H84ZM123 176H122V177H123ZM131 176H132V174H131ZM131 176L126 174L123 178L121 177L122 179H121V184H120V185H121V189H122V191H123L122 193H125L126 190H128V191L131 190L130 192H133V190H138V189H139L138 186H142L141 183H138V182H136V180H134V179H136L137 177H140L139 174H138V176H137L136 178L134 177V179H133V177H131ZM153 176H152V178H153ZM155 176H156V175H155ZM155 176H154V177H155ZM69 177H70V176H69ZM75 177H76V176H75ZM75 177H74V178H75ZM97 177H98V176H97ZM101 177H102V176H101ZM103 177H104V176H103ZM103 177H102V178H103ZM34 178L37 179V177H34ZM56 178H58V177H56ZM76 178H77V177H76ZM109 178H110V177H109ZM111 178H112V177H111ZM150 178H151V175H150ZM156 178H157V177H156ZM169 178H170V176H169ZM171 178H172V177H171ZM171 178H170V179H171ZM174 178H177V177L175 176ZM178 178H179V177H178ZM9 179H10V178H9ZM9 179H8V180H9ZM36 179H35V180H36ZM58 179H60V178H58ZM58 179H57V181H56V186H57ZM106 179H107V178H106ZM106 179L104 178L105 182L108 180V179H107V180H106ZM140 179H142V178H140ZM170 179H169V180H170ZM14 180H15V179H14ZM37 180H38V179H37ZM55 180H56V179H55ZM61 180H62V179H61ZM77 180H78V179H77ZM77 180H76V181H77ZM85 180H87V179H85ZM89 180H90V179H89ZM100 180H101V179H100ZM153 180H154V179H153ZM156 180H157V179H156ZM172 180H173V179H172ZM12 181H13V179H12ZM73 181H74V180H73ZM92 181H93V180H92ZM92 181H91V183H92ZM138 181L140 182L141 180L138 179ZM175 181H177V180H175ZM178 181H180V179H179ZM262 181H264V180H262ZM5 182H6V183H9V182H10V183H9L10 185H8L7 187L11 186V180H10L9 182H7V181L5 180ZM71 182H72V180H71ZM71 182H70V183H71ZM86 182H87V181H86ZM94 182L96 183V181H94ZM103 182H104V181H103ZM103 182H102V184H103ZM249 182H250V181H249ZM252 182L254 183L255 180H254V181L252 180ZM260 182H261V181H260ZM260 182H259V181L256 182L255 185L258 184V185L260 186V184H259ZM52 183H53V182H52ZM54 183H55V182H54ZM67 183H68V182H67ZM74 183H75V182H74ZM91 183H90L89 185H91ZM95 183H94V184L92 183V184L95 185ZM98 183H99V182H98ZM98 183H97V184H98ZM185 183L187 184L188 182H185V180H183V181H182V186H183V184H185ZM191 183H192V182H191ZM49 184H50V183H49ZM58 184H59L60 186H62L60 183H58ZM72 184H73V182L71 183V185H72ZM170 184H171V183H170ZM174 184H176V182H175ZM179 184H181V182H179ZM179 184H178V185H179ZM251 184H252V183H251ZM251 184H250V187L248 186L249 184H247V186L249 187L250 190H249L248 188H246V189H247V192H246V190H245V193H248V192H249L248 196H249L250 194H252V196H253V193H254V192L251 191L252 188H254V190H255V187H253V186H255V185L252 184L253 186H252V188H251ZM66 185H67V184H66ZM75 185H77V184H75ZM86 185H87V184H86ZM93 185H92V186H93ZM103 185H104V184H103ZM137 185H138V186H137ZM262 185H263V184H262ZM12 186H14V185H12ZM49 186H50V185H49ZM52 186H53V185H52ZM54 186H55V185H54ZM56 186H55V187H56ZM87 186H88V185H87ZM99 186H100V185H99ZM175 186H176V185H175ZM182 186H181V187H182ZM186 186H187V185H186ZM188 186H189V185H188ZM188 186H187V189H185V190H190V189H191V188L188 189ZM193 186H194V185H192V189H193ZM263 186H264V185H263ZM73 187H74V186H73ZM82 187H84V186H81V190H80V187H78V186H77L76 188L79 189L78 191H81V192H83V193L78 192V191L76 190L78 193L75 192V195H73L74 197L72 196L75 200H76V198H77V201L80 200V199L82 198V196H84V195H83V194H84V189H83ZM96 187H97V186H96ZM100 187H101V186H100ZM117 187H118V186H117ZM189 187H190V186H189ZM256 187H258V186L256 185ZM2 188H3V187H2ZM2 188H0V189H2ZM53 188H54V187H51V189H53ZM88 188H90V186L87 187L86 189H88ZM94 188H95V187H94ZM172 188H174V187H172ZM178 188H179V187H178ZM178 188H177V189H178ZM182 188L184 189V186H183ZM185 188H186V187H185ZM11 189H12V188H11ZM61 189H62V187H61ZM69 189H70V186H69ZM69 189H67V190L69 191ZM74 189H75V188H74ZM82 189H83V191H82ZM92 189H93V188H92ZM98 189H99V188H98ZM100 189H101V188H100ZM100 189H99L98 191L101 192L102 190H100ZM119 189H120V188H119ZM121 189H120V190H121ZM174 189L176 190V188H174ZM192 189H191V190H192ZM5 190H6V189H5ZM53 190H56V189H53ZM72 190H73V189H72ZM89 190H90V189H89ZM181 190H182V189H181ZM248 190H249V191H248ZM256 190L258 191L259 188H257ZM0 191H1V190H0ZM3 191H4V190H3ZM3 191H2V192H3ZM6 191H7V190H6ZM48 191H49V190H48ZM57 191H58V190H57ZM98 191H97V192H98ZM178 191H180V189H179ZM183 191H184V190H183ZM250 191H251V193H250ZM257 191H256V192H257ZM7 192H8V191H7ZM7 192H6V193H7ZM50 192H51V191H50ZM50 192H49V194H47V192H45V194H46L47 196H46L45 194H44V195L42 194V196L46 197V198H44V197H43V198H44V199H48V198L51 196V193H52L53 191H52L51 193H50ZM55 192H56V191H55ZM73 192H74V191H73ZM91 192H92V191H91ZM100 192H99V193H100ZM130 192H129V194H130ZM172 192H174V191H172ZM176 192H177V191H176ZM187 192H188V191H187ZM263 192H264V191H263ZM58 193H59V192H58ZM69 193H70V192H69ZM80 193H81V195H80ZM89 193H90V192H89ZM134 193H135V192H134ZM141 193H142V192H141ZM141 193H140V194H141ZM174 193H175V192H174ZM179 193H182V192H179ZM185 193H186V191H185ZM4 194H5V193H4ZM53 194H54V193H52V195H53ZM55 194H56V193H55ZM76 194H77V195H76ZM86 194L88 195V193H86ZM175 194H176V193H175ZM189 194H190V191H189ZM261 194H262V190L260 189V196H261ZM60 195H61V194H60ZM71 195H72V194H71ZM71 195L69 194V196H71ZM78 195H79V197H78ZM87 195H85L82 199H84ZM90 195H91V194H90ZM90 195H88V196H90ZM100 195H101V194H100ZM102 195H103V193H102ZM104 195H105V194H104ZM104 195H103V196H104ZM127 195H128V193H127ZM130 195H131V194H130ZM130 195H128V196H130ZM172 195H173V194H172ZM262 195H264V193H263ZM4 196H6V194H5ZM38 196H41V195L39 194ZM80 196H81V197H80ZM103 196H102V198H103ZM123 196H126V194H124ZM136 196H137V195H136ZM136 196H135V197H136ZM173 196H174V195H173ZM190 196H191V195H190ZM248 196L246 195V198H247ZM1 197H2V196H1ZM75 197H76V198H75ZM94 197H95V196H94ZM119 197H120V196H119ZM119 197H118V198H119ZM132 197H134V196H132ZM132 197H131V199H132ZM137 197H138V196H137ZM167 197H168V196H167ZM176 197L178 198L177 194H176ZM249 197H250V196H249ZM249 197H248V198H249ZM263 197H264V196H263ZM263 197H262V198H263ZM3 198H5V197H3ZM51 198H52V197H51ZM68 198H69V197H68ZM73 198H72L71 200H73ZM97 198H98V197H97ZM102 198H101V199H102ZM126 198H127V197H125V199H126ZM128 198H130V197H128ZM168 198H169V197H168ZM172 198H174V197H172ZM177 198H176V199H177ZM258 198H259V197H258ZM44 199H43V200H44ZM61 199H62V198H61ZM94 199H95V198H94ZM105 199H106V198H105ZM105 199H102V202H101V204H100L102 207L99 206V210H101V209L107 207V206H106L107 203L105 202V201H106ZM123 199H124V198H123ZM131 199H129L128 202H130ZM170 199H171V198H170ZM176 199H175V200H176ZM251 199L254 201L256 198L253 199V197H251ZM263 199H264V198H263ZM263 199H261V200H263ZM39 200H40L39 203H38V201H37V208H38V209H43V208L45 209V208H47V207H45V205L48 206V208H49V206H50V207L52 206V205H50V203H48L49 201H48V202L46 201V202L48 203V204H47L46 202L41 201V200H42L41 198H39ZM53 200H54V199H53ZM59 200H60V199H59ZM59 200H58V203L61 202V201L59 202ZM103 200H105V201H103ZM141 200H142V199H141ZM173 200H174V199H173ZM173 200H172V201H173ZM257 200H258V199H257ZM69 201H70V199H69ZM97 201H98V200H97ZM100 201H101V200H100ZM131 201H133V200H131ZM166 201H168V199H167ZM172 201H171V202H172ZM176 201H177V200H176ZM50 202L52 203V200H51V199H50ZM107 202H108V200H107ZM123 202H124V201H123ZM126 202H127V199H126ZM139 202H141V201H139ZM156 202H157V201H156ZM254 202H256V201H254ZM261 202H262V201H261ZM261 202H259V203L261 204ZM263 202H264V201H263ZM58 203H57V204H58ZM159 203H161V201H159ZM167 203H168V202H166V204H167ZM204 203H205V202H204ZM204 203H203V204H204ZM257 203H258V202H257ZM42 204H43V205H42ZM76 204H77V203H76ZM122 204H123V203H122ZM126 204L128 205L129 203H126ZM131 204H132V202H131ZM135 204H136V203H135ZM166 204H164V202H163V206H162V207H160V206H159V207H158V206H155L156 208H154V210L152 209L153 211H152V210H149L150 212H148V213H151V214H152L151 216L154 218L155 221L157 220L156 223H157L158 227L156 226V228H158V229H156L155 226H154V227H153L154 229L152 230V233H153V232L155 233V234L153 233L154 236H157V238H156L157 240H156V241L163 240V238L166 239V236H167L169 233L167 234V233L165 232V231H166V228H165L166 225H164V224H165L166 222H168V221L173 220V219L170 220V216H168V215H169L168 213H170V212L167 211L169 208H168V209H167V207L165 208V206H167ZM208 204H209V203H208ZM254 204L256 205V203H254ZM40 205H42V206H41L42 208L40 207ZM108 205H109V204H108ZM132 205H133V204H132ZM132 205H131V206H132ZM159 205H161V204H159ZM123 206H124V204H123ZM204 206H205V205H204ZM263 206H264V205H263V203H262V206H261V207H263ZM35 207H36V206H35ZM39 207H40V208H39ZM52 207H53V206H52ZM108 207H109V206H108ZM111 207H112V205H111ZM127 207H128V206H126V209H127ZM137 207H138V205H137ZM211 207H212V206H211ZM211 207H210V208H209V207H208V208L205 207V209L207 208L208 211H210V210H211ZM213 207H214V206H213ZM254 207H255V206H254ZM261 207H260V208H261ZM100 208H101V209H100ZM241 208H242V207H241ZM256 208H257V205H256V207H255V211L257 210V211L259 212V210L256 209ZM263 208H264V207H263ZM105 209H107V208H105ZM139 209H140V208H139ZM202 209H203V208H201V210H202ZM212 209L214 210V208H212ZM215 209H218V208H215ZM261 209H262V208H261ZM46 210H47V215H48V213H49L48 211H50L49 214H53V212L56 211L55 209H53V211H51L52 208H50V210H49V209H46ZM54 210H55V211H54ZM103 210H104V209H103ZM103 210H101V212H102ZM134 210H135V209H134ZM143 210H144V209H143ZM234 210H235V209H234ZM240 210H241V209H240ZM240 210H239V211H240ZM44 211H45V210H44ZM44 211H43V212H44ZM105 211H106V210H105ZM107 211H108V210H107ZM127 211H128V210H127ZM144 211H145V210H144ZM151 211H152V212H151ZM206 211H207V210H206ZM208 211H207V212H208ZM219 211H220V210H219ZM221 211H222V210H221ZM253 211H254V209H253ZM257 211H256V212H257ZM213 212H214V214H216V215H214V216H218V215H217V214H218L217 212H216V213H215V211H213ZM256 212H255V214L252 213L251 216H253V215H255V216L251 217V218H252V221H251V222H250V220H249V218H248L249 223H246L247 218H245V222H244V223H246V225H244L243 223H242V224H243L244 226H243L242 224H240L241 222L244 221L243 219H242L243 221L240 220V221H241L240 223H238L239 221L236 222V223H238L240 226H243L244 228H246L247 225H249V224H250V227L248 226V227L245 229V230H247V231H246V235H247V237L245 236V238H246L247 240L245 241V239H243L244 243H242V244H240V242L237 243V241H239V240H237V241L235 240V241H236L235 244L237 243L236 245H237V247H239V248H237V250L239 251V249H241L240 251H243V254H244L245 256H247V255H246V254H247L246 252L250 251V254H251V253L254 254V255H252V256H256V258L261 257V259L263 260V253H264L263 249H264V247H262V246H264V245H263V244H264V243H263L264 239H263V241H261L262 239H261L258 235H257V236H258L261 240H260L258 237H255V236H254V234H256V232L259 230V228L261 229V227H262L261 225H262L263 223H262V217H261V216H263V214H262V213L260 214V212H259V214H256ZM103 213H105V212H103ZM143 213H145V212H142V214H143ZM205 213H206V212H205ZM40 214H41V213H39V215H40ZM45 214H46V212H45ZM134 214H135V213H134ZM137 214H138V213H137ZM170 214H171V213H170ZM220 214H221V213H220ZM132 215H133V214H132ZM140 215H141V214H140ZM140 215H137V216L139 217ZM148 215L150 216V214H148ZM224 215H225V214H224ZM224 215H223L222 217H221L220 215H219V216H220L222 219H224V218H223V217H225ZM226 215H227V214H226ZM260 215H261V216H260ZM36 216H38V214H37ZM66 216L69 217V215H66ZM123 216H124V215H123ZM149 216H148V217H149ZM151 216H150V217H151ZM173 216L175 217V215H173ZM173 216H172V217H173ZM214 216H213V218H212V215H211L210 219L212 218L213 220H215V222H216V225H215L216 228H217V226H218L217 224H219V226H221V227L218 226V229H219V228L222 229V232H221V230H220V232H219V230L217 229V230H216L217 233H219L220 236H221V234H223V233H224V234L226 233V235H227L228 232H223V231H224V230L226 231V229H227L226 226H227V224H228L230 221L228 222V221L226 220L228 223L226 222V224H225V221H223L221 218H218V219H217V217H216V219H217V221H216V219L214 218ZM241 216H242V214H241ZM241 216H240V217H241ZM67 217H64V218H65L64 220H65L66 223L64 222V225H63V224H62V226L60 225V229H61V232H60V233H62L63 235H65V234L70 235L71 233H73L72 235H74V236L77 235V236H75L74 238H75L76 240H78V242H77L78 244L81 242L82 244H80V245H83V246H87V245L89 246L90 241L92 240V241H94V243L91 241V244H92L93 246L95 245V246L97 247V249H98V253H97V255H96L97 257L94 256L95 253H94L93 256H90V257H91L90 259H91L92 261H94V262L92 263V261H90L89 264H90V263H92V264H97V263H98V264H110L111 257H112L113 255H115V254H120V255L122 254V256H124V254L126 255V254L129 253V255H131L130 258L134 260V258H136V255L139 254L140 252H144V253H145L146 251H148V250H146V246L143 245L144 242H143V244H142L141 239H139V238H137V237H135V238L139 239L140 242H138V240H136V239H135L136 242H135V240H132V239H134V237H132V239H130V241H129V236L125 237L126 234L123 235V237H125V238L120 237V235L117 236L118 232H117V231H114V230H117V229H115L116 227H118L117 224L114 225V226H116V227L113 228V229H114V230H113V233H111V232H109V231H108L109 233H107V232H105V231H106V230H105V231H104L105 233H103V231H102V233H103V235H102L101 232H100L99 234H98V232H96V233L94 232V230L96 229V227L93 226L94 224H91L92 222H91V223L88 222V221H84V222H83V220H82L81 222L84 223V225H83L84 229H83V228H80L81 230H82V229H83V230L81 231V230L79 229V230H80V231H79V230L77 229L78 231H77V230H76V231H73V230H75V229H73V226H74V225L71 226L69 222L71 221V224H74V223H73L74 220H73V219H72V220L70 219V218H72V216H70V218H68V219H67ZM130 217H131V216H130ZM144 217H145V216H144ZM199 217H200V216H199ZM202 217H203V216H202ZM204 217H205V216H204ZM227 217H228V216H227ZM240 217H239L238 219H240ZM39 218H40V217H39ZM42 218H43V217H42ZM134 218H135V217H134ZM242 218H244V216H243ZM251 218H250V219H251ZM69 219H70V221H69ZM135 219H137V218H135ZM147 219H148V218H147ZM147 219H146V222H147ZM168 219H169V220H168ZM200 219H201V218H200ZM200 219H199V220H200ZM219 219H221V222L223 221V222H224V225H226V226L223 225V222H222V224H221L220 222H218ZM225 219H226V217H225ZM225 219H224V220H225ZM36 220H37V218H36ZM36 220L34 219V221L36 222V223H35V226H36V227H37V225H38V226H39V225L41 226V224H42V220H41V219H39V220H37V221H36ZM122 220H124V219H122ZM138 220H140V218H138ZM151 220H152V222L154 221L152 218H151ZM159 220H163V221H159ZM167 220H168V221H167ZM208 220H209V219H208ZM229 220H230V219H229ZM40 221H41V222H40ZM67 221H68V222H67ZM144 221H145V220H144ZM148 221H149V219H148ZM130 222H131V221H130ZM146 222H144V223H146ZM158 222H160V224H158ZM163 222H165V223L162 225L164 228H163L162 226H161V227L159 226V225H161V223H163ZM215 222H213V223H215ZM247 222H248V221H247ZM3 223H4V222H3ZM26 223H27V222H26ZM31 223H32V222H31ZM40 223H41V224H40ZM119 223H120V221L118 222V224H119ZM127 223H128V222H126V225H127ZM131 223H132V222H131ZM140 223H141V222H140ZM140 223H139V224H140ZM147 223H148V222H147ZM147 223H146V225H147ZM149 223H150V222H149ZM171 223H172V222H171ZM230 223H231V222H230ZM230 223H229V226H228V227H230ZM28 224H29V223H28ZM28 224H26V226H27ZM33 224H34V223H33ZM43 224H44V223H43ZM43 224H42L43 227H41V228H44V226L46 225V224H44V225H43ZM139 224H138V225H139ZM142 224H143V223H142ZM142 224H140V225L142 226ZM220 224H221V225H220ZM238 224H237V225H238ZM121 225H122V224H121ZM129 225H130V224H129ZM132 225H133V223H132ZM134 225H135V224H134ZM138 225H137V227H138ZM146 225H144V226H146ZM154 225H156V224H154ZM222 225H223V226H222ZM12 226H13V225H12ZM31 226H32V225H31ZM31 226H30V227H31ZM124 226H125V223H123V225H122L121 227H124ZM149 226H150V228H151V224L148 225V226H146V227L149 228ZM240 226H237V227L241 228ZM5 227H6V226H5ZM23 227H24V226H23ZM36 227H34V228L36 229ZM127 227H128V226H127ZM127 227H125V228H127ZM137 227H136V228H137ZM139 227H140V226H139ZM199 227H201V226L199 225ZM206 227H209V226H206ZM222 227H223V228L225 227L226 229L224 228V230H223ZM237 227H236V228H237ZM11 228H12V227H11ZM15 228H16V227H15ZM15 228H14V229H15ZM26 228H28V227H26ZM37 228H38V227H37ZM41 228H40V230H42ZM45 228H46V227H45ZM45 228H44L43 230H46ZM134 228H135V226H134ZM204 228H205V227H204ZM6 229H7V228H6ZM9 229H10V228H9ZM24 229H25V228H24ZM47 229H48V228H47ZM60 229H59V230H60ZM118 229H119V228H118ZM145 229H146V228H145ZM151 229H152V228H151ZM155 229H156V230H155ZM162 229H163V230H162ZM164 229H165V230H164ZM199 229H200V228H199ZM201 229H203V228H201ZM211 229H212V228H211ZM230 229H231V228H230ZM237 229H238V228H237ZM249 229H251L250 232H253L252 234L249 233L250 235L248 234ZM252 229H253V230H252ZM2 230H3V229H2ZM27 230H28V229H27ZM37 230H38V229H37ZM37 230H36V231H37ZM70 230H71L72 232H71ZM119 230H120V229H119ZM121 230H122V229H121ZM124 230H125V229H124ZM143 230H144V229H143ZM146 230H147V229H146ZM206 230H207V229H206ZM209 230H210V227H209ZM209 230H208V231H209ZM227 230H229V229H227ZM10 231H11V230H10ZM62 231H63V232H62ZM144 231H145V230H144ZM148 231H149V229H148ZM148 231H147V232H148ZM168 231H169V230H168ZM168 231H167V232H168ZM203 231H204V229H203ZM212 231H213V230H212ZM212 231H211V232H212ZM242 231H244V230H242ZM6 232H8V231H6ZM6 232H5V233H6ZM40 232H41V231H40ZM67 232H69V233H67ZM75 232H76L77 234H74ZM115 232H116V234H114ZM200 232H201V231H200ZM211 232L209 231V233H208V232L205 231V234H207V233H208V234H211ZM258 232H259V231H258ZM78 233H79V234H78ZM86 233H87V234H86ZM149 233H151V230L149 231ZM152 233H151V234H152ZM165 233H166V235L164 236ZM201 233H202V232H201ZM212 233H213V232H212ZM62 234H60V235H62ZM145 234H146V233H145ZM170 234H171V233H170ZM202 234H203V236H204V233H202ZM208 234H207V235H208ZM224 234H223V235H224ZM228 234H229V233H228ZM244 234H245V233H244ZM257 234H258V233H257ZM32 235H33V234H32ZM127 235H129V234H127ZM148 235H149V234H148ZM207 235H206V237L209 236V235H208V236H207ZM211 235L214 236V234H211ZM217 235H218V234H217ZM217 235H215L214 238H218L219 235H218V237H216ZM223 235H222L221 237H225V235H224V236H223ZM230 235H231V234H230ZM233 235H234V233H233ZM235 235H238V234L236 233ZM235 235H234V236H235ZM56 236H57V235H56ZM86 236L89 237L90 239H91V238H93V239L90 240V239L87 238ZM130 236H131V235H130ZM149 236H150V235H149ZM163 236H164V237H163ZM242 236H243V235H242ZM242 236H241V237H242ZM76 237H78L81 241H80L78 238H76ZM94 237H95V239H94ZM145 237H146V236H145ZM168 237H169V236H168ZM190 237H193V236H190ZM227 237H228V236H227ZM232 237H233V236H232ZM232 237L229 236V237H228V238H229L228 240L231 241V239H232V240H233L232 245L234 246V239H233L234 237H233V238H232ZM241 237H240V238L237 237V239H240V240H241ZM243 237H244V236H243ZM37 238H38V239H37V242H34V243H35V246H33V247H37L36 249L34 248V250H36L35 255H36V253H38V254L36 255V257H37V259H38L37 262H38L39 264H63V263H62V260H64V258H63V256H62V254L60 255V253L62 252L61 248H60L61 252H60V250H59V248H58V251L60 252V253L58 252L59 254H58L57 251L54 250V248H53V247H57L56 245L59 243V241H58V243H57V241H56L57 238H58V236H57V238H56V237H55V234H54V236H53V235L49 234L47 231H46V232L43 231L42 233H39V234H38V237H37ZM121 238H122V239H121ZM130 238H131V237H130ZM160 238H161V239H160ZM195 238H196V237H194V239H195ZM201 238H202V237H201ZM212 238H213V237H212ZM225 238H226V237H225ZM225 238H224V240H225ZM249 238H250V239H249ZM253 238H258V241L262 242V243H260V244H257L258 241H256V244H255V246L258 245L259 247H261L260 249L263 251V253H262V251H261L260 253H262V256H261V254L259 255V252H258V251H259L260 249H259L258 247H256V248H258L259 250L256 249V251H255L254 245L249 246L250 244H252V243L254 244V243H255V242H253V240H254ZM262 238H263V236H262ZM27 239H28V238H27ZM33 239H34V238H33ZM82 239H83V240H82ZM88 239H89V240H88ZM144 239H145V238H144ZM146 239H147V238H146ZM158 239H159V240H158ZM167 239H168V238H167ZM172 239H173V235H172ZM196 239H197V238H196ZM196 239H195V240H196ZM209 239L211 240L210 237H209ZM209 239H208V240H209ZM221 239H222V238L218 239L219 241H218L217 239H215L214 241H216V242L218 241V242H220L219 244L222 245L223 242L220 241ZM131 240H132V241H131ZM142 240H143V239H142ZM173 240H174V239H173ZM173 240H172V241H173ZM191 240H192V239H191ZM198 240H200V238H199ZM206 240H207V239H206ZM206 240H203V241H206ZM208 240H207V241H208ZM224 240H223V241H224ZM226 240H227V238H226ZM255 240H256V239H255ZM25 241H26V240H25ZM33 241H36V240H33ZM82 241H83V242H82ZM144 241H145V240H144ZM153 241H154V240H153ZM164 241H165V243L167 244L166 240H164ZM164 241H163V242H164ZM172 241H171V242H172ZM196 241H197V240H196ZM211 241H212V240H211ZM87 242H89V244H87ZM131 242H132V243H131ZM133 242H135V243H133ZM137 242H138L139 244H137ZM159 242L162 243V241H159ZM159 242H158V243H159ZM198 242H199V241H198ZM198 242H197V243H198ZM28 243H29V242H28ZM34 243H33V244H34ZM54 243H55V244H54ZM56 243H57V244H56ZM61 243H62V242H61ZM83 243H84L85 245H84ZM129 243H131V245H133V244L135 245V244H136V246L133 245V246H132L133 249H132V248L127 249L126 246H128V247L131 246ZM153 243H154V242H153ZM205 243H206V242H205ZM225 243H226V242L224 241L223 245H224ZM249 243H250V244H249ZM59 244H60V243H59ZM86 244H87V245H86ZM91 244H90V245H91ZM162 244H163V243H162ZM162 244H159V245L161 246ZM169 244H170V243H169ZM169 244L166 245V246H165V245L161 246L162 249H161V248H159V249L157 248L158 250H156V251H159V250H160V251H159L158 253L155 251V252H154L155 255H156V253H157V255L163 253L162 255L167 256V257L164 256V257L166 258V260H168L170 257H171L170 260H172V259H174V258L176 257V259H174V260H172V261H173V263L178 262L177 264H185L186 261H187L188 259H189V261H187L186 264H188L190 261H191V263H192V260H191V259L193 258L192 256H194V255H193V253H189V252H191V251H193V250L190 249V251H187L188 248L186 247L187 249H186V248L184 249V247H183L184 245H183V246H181V247H182V251H181V250H179V249H181V248H179V246H177V247H178V248H177L176 246H174V244H173V245L171 244L173 247H176L177 250L175 249V250H176V252H175L174 248H172V246L169 245ZM206 244H207V243H206ZM227 244H228V242H227ZM24 245H25V244H24ZM27 245H29V244H27ZM54 245H55V246H54ZM80 245L77 247L78 250L75 249L74 252H73V251H72V253L69 252V254H68L69 256L67 255V256L69 257V260L67 259L68 263L71 261L70 259L74 260V262H75L76 264H77L78 261H79V264L82 263V262L84 261V260H81V258H83L84 255H85V253H84V255H82V251L85 249V247L83 248V246H80ZM152 245H153V244H152ZM157 245H158V244H157ZM157 245L155 244V247H156ZM177 245H178V244H177ZM179 245H180V244H179ZM232 245H231V246H232ZM236 245H235V246H236ZM240 245H241V246H240ZM149 246H150V245H149ZM205 246H207V245H205ZM25 247H26V246H25ZM25 247H24V248H25ZM89 247H90V246H89ZM157 247H158V246H157ZM169 247H170V248H169ZM225 247H226V246H225ZM225 247H221V249H222V248L224 249ZM227 247H228V246H227ZM240 247H241V248H240ZM250 247H251V248L253 247L254 250H252L253 248L251 249ZM24 248H23V250H24ZM26 248L29 249V248H32V246H31V247H28V246H27ZM80 248H81V249H80ZM147 248H148V247H147ZM165 248H166V249H165ZM168 248H169V252L167 251ZM229 248H230V246L228 247V250H229ZM18 249H19V248H18ZM28 249H27V250H28ZM55 249H56V248H55ZM79 249H80L81 251H80ZM82 249H83V250H82ZM87 249L90 250V248H86V249H85V250L87 251V253H88V250H87ZM124 249H126V251H125V252H122V251H124ZM163 249L166 250V251H164ZM171 249H173V251H170ZM217 249H218V248H217ZM23 250H22V251H23ZM32 250H33V248H32ZM85 250H84V252H85ZM130 250H133L134 252H132V253L130 254V252H131ZM136 250H137V251H136ZM145 250H146V251H145ZM237 250H235V251L238 252ZM251 250H252L253 252H251ZM8 251H9V250H8ZM28 251H29V250H28ZM127 251H129V252L126 253ZM153 251H154V250H153ZM162 251H163V252H162ZM178 251H179V253H177ZM180 251H181V252H180ZM184 251H185V252H184ZM197 251H198V250H197ZM197 251H195V252L198 253L199 251H198V252H197ZM217 251H218V250H216V252H217ZM226 251H227V250H226ZM235 251H234V255H235ZM244 251H245V252H244ZM254 251H255V252H254ZM0 252H1V250H0ZM9 252H10V251H9ZM15 252L17 253V251H13V253H15ZM31 252H32V251H31ZM80 252H81V253H80ZM137 252H138V253H137ZM166 252H167L168 255H166ZM172 252H173L174 254H173ZM187 252H188L189 254H186ZM216 252H215V253H216ZM257 252H258V253H257ZM16 253H15L14 256H13V255H11V256H12V258H13V257H14V258L16 257V259H19V258H17V257H20V255L18 256V254L16 255ZM26 253H27V252H26ZM70 253H71V254H70ZM133 253H134V254H133ZM135 253H136V254H135ZM144 253H143V254H144ZM169 253H170V254H169ZM182 253H183V254H182ZM215 253H214V255H216L215 257H216V259H217V254H218V255H220V254H219L218 252H217L216 254H215ZM225 253H226V252H225ZM227 253L229 254L228 251H227ZM230 253H232V252H230ZM9 254H12V251H11ZM19 254H20V252H19ZM24 254H25V253H24ZM24 254H23V256H24ZM132 254H133V256H132ZM171 254H172V255H171ZM175 254H176V256H175ZM177 254H179V255L181 254V255H180V256H179V255L177 256ZM191 254H192V255H191ZM194 254H195V253H194ZM198 254H199V253H198ZM198 254H197V255H198ZM228 254H227V255H228ZM239 254H242V253L239 252V253L236 254V257H237L236 260L238 259ZM243 254H242L241 256H243ZM250 254H249V255H250ZM256 254L259 255V256L257 257ZM25 255H26V254H25ZM32 255H33V254H32ZM32 255H31V256H32ZM90 255H92V254H90ZM139 255H140V254H139ZM139 255L137 256V260L140 259V258L138 259ZM157 255H156V256H157ZM162 255H161V256H162ZM183 255H184V256L186 255L185 258H184ZM187 255H188V256L191 255V259H190V256L187 257ZM223 255H224V254H223ZM230 255L232 256L233 254H230ZM234 255H233V257H234ZM237 255H238V256H237ZM27 256H28V255H27ZM67 256H65V260H66V257H67ZM115 256L117 257V255H115ZM134 256H135V257H134ZM161 256H160V257H161ZM172 256H173L174 258H173ZM195 256H196V255H195ZM195 256H194V258L196 259ZM220 256H221V255H220ZM220 256H218V257L220 258ZM225 256H226V254H225ZM9 257H10V255H9ZM36 257H35V258H36ZM61 257H62V258H61ZM93 257H95V258H93ZM126 257H128V256L126 255ZM158 257H159V256H158ZM168 257H169V258H168ZM177 257H178V259H177ZM180 257H182V258H180ZM199 257H200V256H199ZM215 257H214V258H215ZM243 257H244V256H243ZM249 257H251V255H250ZM1 258H2V257H1ZM3 258H5V257L3 256ZM30 258H31V257H30ZM112 258H114V257H112ZM128 258H129V257H128ZM167 258H168V259H167ZM186 258H187V259H186ZM197 258H198V256H197ZM234 258H235V257H234ZM20 259H21V258H20ZM95 259H96V260H95ZM183 259H184V260H183ZM185 259H186V260H185ZM195 259H193L194 262L198 260V259H197V260H195ZM3 260H5V259H3ZM8 260H9V259H8ZM8 260L6 259L5 262L8 263ZM11 260H12V259L10 258V261H11ZM27 260H28V259H27ZM27 260H26V261H27ZM35 260H36V259H35ZM77 260H78V261H77ZM133 260H132V262H133ZM161 260H163V256H162V259H161ZM164 260H165V259H164ZM175 260H177V261H175ZM199 260H200V259H199ZM15 261H17V260H15ZM81 261H82V262H81ZM168 261H169V260H168ZM172 261H171V262H172ZM174 261H175V262H174ZM182 261H184L185 263L182 262ZM221 261H223L222 258H221ZM221 261H220V259H218L217 262H221ZM5 262H4V263H5ZM12 262L14 263L13 260H12ZM12 262H10V264H12ZM29 262H30V261H29ZM44 262H45V263H44ZM71 262H72V261H71ZM74 262H73V263H74ZM112 262H113V259H112L111 263H112ZM134 262H135V261H134ZM138 262H139V261H138ZM164 262H165V261H164ZM169 262H170V261H169ZM7 263H6V264H7ZM31 263H32V261H31ZM8 264H9V263H8ZM17 264H18V263H17ZM29 264H30V263H29ZM32 264H34V262H33ZM69 264H70V263H69ZM82 264H83V263H82ZM112 264H113V263H112ZM175 264H176V263H175ZM263 264H264V263H263Z\"/></svg>",
    "mask_w": 264,
    "mask_h": 264
}]
</instances>
